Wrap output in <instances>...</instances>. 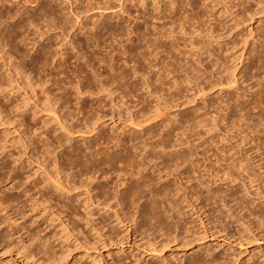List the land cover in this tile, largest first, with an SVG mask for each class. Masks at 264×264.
<instances>
[{"label":"bare ground","instance_id":"1","mask_svg":"<svg viewBox=\"0 0 264 264\" xmlns=\"http://www.w3.org/2000/svg\"><path fill=\"white\" fill-rule=\"evenodd\" d=\"M11 1L12 0H0V10H1V8H3L6 4H9V3H11ZM27 1H29V0H27ZM27 1H23V3H20V1L18 2L17 1V6H19L18 7V9H15V12H10V11H6V16L10 19V18H12L13 19V17L14 16H17V14H22V15H24V14H26L27 13V9L24 7L25 5V2H27ZM34 2H35V4H36V2L38 1V0H33ZM32 1V2H33ZM40 1V3L41 4H43V3H45L46 4V6H44L43 8H42V11L43 12H45L44 10H51V13H52V8H51V6H50V3L51 2H49V1H47V0H39ZM38 1V2H39ZM51 1V0H50ZM53 1H55V2H58L59 4H63V3H65V2H67L68 3V5H70V3H72L73 4V2L75 3V1H73V0H53ZM73 1V2H72ZM77 1V0H76ZM105 1V0H104ZM107 1H109V0H107ZM110 1H113L114 3L116 2L117 4L116 5H114L113 7L114 8H116L118 11H116V12H114V15H115V18L116 19H118V18H120L119 16H120V14H123L125 11H124V7H125V3L126 2H129V1H132V2H134V0H110ZM110 1H109V3H110ZM136 1V3L137 4H139L140 5V7H143V10H141V13H142V16H141V18L143 19V22H142V26L140 27V25L141 24H139V22L138 23H134L133 24V26L132 27H130V24L128 25V26H126V28H121L120 29V25H121V22H117L116 24L119 26V28L118 29H120V32H117V33H115V34H111V33H113V31L111 32V33H109V34H111V36L112 35H114L113 36V38L116 40V39H118V37L120 36V35H122V33L123 32H127V35H128V37H126L127 39H125V42L126 43H129V46L128 47H130V49H128L127 47H124V45L126 44V43H124V45H123V50L121 51V52H119L121 49H122V45H121V43H119L120 45H121V49L120 50H116V52L114 53L115 55H120V53H122L121 55L123 56V55H125L126 54V57H125V60H124V62H128V61H130V62H132L131 64H133V69H132V71H128L131 75H134V74H138V75H141L142 77V79H144V81H145V83L143 84L142 83V86L143 85H145L143 88L146 90L145 92H147V94L148 95H153V93H152V85H151V83L148 81V79L149 78H151V77H147L146 78V76L145 75H147V74H152V76L153 75H158L159 73H161V74H165V72L164 71H166V73L168 74V72H171L170 74H172V72L174 71V67L175 66H179V68H180V70L181 71H183V73H184V79H183V83L184 82H187V84L189 85V84H193V86H195V89H196V91H197V93H203L204 94V92H205V88H207V87H202L201 85H200V81L202 80V82H203V80H206L207 79V77L209 78V77H213V78H215V82L214 83H210V84H206L208 87H213L214 88V86H218L219 88H221L224 84H226L227 83V85H228V83H229V85L228 86H230L232 83L234 84V82L236 83V81H234L235 79H234V77H233V80H231V81H228V80H223L222 78L223 77H221L220 76V74H222L221 72H220V69L219 68H216L217 69V71H213L212 72V69L215 67V66H217V65H219V63H218V58L216 57V56H214L215 55V52H217L216 50H217V48H219L220 49V51H221V53L223 52V51H227L226 49H224L223 48V46H227L225 43H223V44H225V45H221V41H218V37L220 36V35H223V34H220L219 36H217L216 35V33H215V29H214V27H205L204 28V25L206 24L205 22V24H202V22H201V20L202 19H204L203 17L206 15V10H208V9H206V7L205 6H207V7H209L210 6V8H212L213 7V10H214V8H216L215 6H216V4H215V2H216V0H211V2H210V4L209 5H204V4H202V2L204 3L205 2V0H202V2H200V4H199V6H200V9H201V15L200 14H198V13H196V10L199 8V6L197 7V1H193V0H185L184 2H178V1H180V0H159V1H157V2H152L153 3V5L152 6H154V8L152 7V8H150V6H149V11H148V8L147 7H145V0H135ZM154 1V0H153ZM207 1V0H206ZM219 1V0H218ZM33 2V3H34ZM37 2V3H38ZM54 2V3H55ZM98 2V1H97ZM147 2V1H146ZM151 2V1H150ZM223 2H224V0H223ZM229 2V1H228ZM227 2V3H228ZM231 2V1H230ZM244 2V1H243ZM16 3V2H15ZM14 3V4H15ZM66 3V4H67ZM103 3V2H102ZM107 3V2H106ZM152 3H150V4H152ZM180 3V4H179ZM219 3V2H218ZM227 3H222L223 4V6H226V4ZM101 4V3H100ZM99 4V5H100ZM111 4V3H110ZM134 4V3H133ZM148 4V3H147ZM146 4V5H147ZM149 4V5H150ZM212 4V5H211ZM38 5V4H37ZM36 5V6H37ZM56 5V4H55ZM65 5V4H64ZM113 5V4H112ZM136 5V4H135ZM243 5H244V3H243ZM43 6V5H42ZM41 6V7H42ZM57 6H58V4H57ZM61 6V5H60ZM66 6V5H65ZM97 6V5H96ZM233 6V5H232ZM231 6V7H232ZM40 7V6H39ZM63 7V6H62ZM103 7V6H102ZM108 7H109V5H108ZM107 7V8H108ZM112 7V6H111ZM111 7H109L108 8V10H110V8ZM113 7L111 8L112 10H113ZM139 7V8H140ZM227 7V9H228V7H229V5L228 6H226ZM244 8H245V6H243ZM61 8V7H60ZM96 8H98V7H96ZM104 9L101 11V12H103L105 9H107L106 7H103ZM134 8H136V7H134ZM221 8H223V7H221ZM34 9V8H33ZM56 9V8H55ZM59 9V8H58ZM100 10H101V8H99ZM199 9V10H200ZM226 9V8H225ZM224 8H223V10H225ZM226 9V10H227ZM230 9V8H229ZM247 9V8H246ZM57 10V9H56ZM66 10V9H65ZM212 10V9H211ZM213 10H212V12H213ZM238 10H240L239 8H238ZM248 10V9H247ZM14 11V10H13ZM39 11V10H38ZM106 11V10H105ZM111 11V10H110ZM114 11V10H113ZM139 12H140V10H138ZM137 11V12H138ZM216 11V10H215ZM218 11V10H217ZM217 11L215 12V13H217ZM228 11H230V10H228ZM228 11H225V12H228ZM233 11V10H232ZM241 11V10H240ZM2 12H4V11H2ZM33 12V11H32ZM37 12V10L35 11V12H33V13H36ZM59 12H61V11H59ZM58 12V13H59ZM62 12H64V9H63V11ZM61 12V13H62ZM210 12V11H209ZM224 12V11H223ZM242 12V11H241ZM42 13V12H41ZM46 13V12H45ZM48 13V12H47ZM50 13V12H49ZM56 13H57V11H56ZM61 13H60V15H61ZM113 13V12H112ZM135 13V12H134ZM219 14H220V11L218 12ZM243 13V12H242ZM246 13V12H245ZM0 14H1V12H0ZM3 14V13H2ZM1 14V15H2ZM36 14H38V13H36ZM44 14V13H43ZM208 14V13H207ZM210 14V13H209ZM212 14H214V13H212ZM211 14V15H212ZM223 14H225V13H223ZM232 14V13H231ZM233 14H234V12H233ZM4 15H5V12H4ZM41 15V14H40ZM39 15V16H40ZM53 15V14H52ZM54 15H55V13H54ZM57 15V14H56ZM63 15H65L64 13H63ZM101 15H103V14H101ZM128 15H131V14H128ZM209 16V17H207L206 18V16H205V18H206V21H207V19L209 18V19H211V17L212 16H214V15H212V16ZM236 15H238V14H235V16ZM5 16V17H6ZM29 16V15H28ZM38 16V17H39ZM113 16V15H112ZM21 17V16H20ZM24 17V16H23ZM34 17V15L32 16V19H34L33 18ZM37 17V16H36ZM37 17V18H38ZM49 17H52L51 15H49ZM59 17V16H58ZM61 17H62V15L60 16V19H61ZM106 17V16H105ZM122 17V16H121ZM135 17V16H134ZM215 17V21H216V16H214ZM213 17V18H214ZM252 17V16H251ZM250 17V18H251ZM16 18H18V17H16ZM36 18V19H37ZM42 17H40V19H41ZM53 18H54V16H53ZM64 17H62V19H63ZM1 19H2V16L0 17V22H1ZM8 19V20H9ZM26 19L28 20V18H24V20L26 21ZM40 19H38V20H40ZM60 19H57V20H59V22H60ZM140 19V17H138V19L136 18L135 20H139ZM142 19H140V20H142ZM252 19V18H251ZM6 20H7V18H6ZM17 20V19H16ZM112 20V19H111ZM121 20V19H120ZM21 21H22V19H21ZM35 21H37V20H35ZM104 21H107V20H104ZM103 21V22H104ZM109 21V20H108ZM124 21V20H123ZM158 21V23L160 24V25H156L154 22H157ZM204 21H205V19H204ZM217 21H219V20H217ZM17 22H19L18 20H17ZM27 22H32V20H28ZM58 22V21H57ZM64 22V21H63ZM134 21H132L131 23H133ZM220 22V21H219ZM26 23V22H25ZM60 23H62V22H60ZM99 23V22H98ZM101 23V22H100ZM105 23V22H104ZM111 23V22H110ZM218 23V22H217ZM235 23V22H234ZM233 23V24H234ZM11 24V23H10ZM18 24H21L22 25V22L20 23H18ZM28 24V23H27ZM101 24H103V23H101ZM126 24H128V23H126L125 22V24H122V26L123 25H126ZM215 24V26H216V23H214ZM219 24V23H218ZM16 25V24H15ZM99 25V24H98ZM104 25V24H103ZM102 25V26H103ZM235 25V24H234ZM13 26H14V24L12 25V27L11 28H13ZM101 26V25H100ZM101 26V27H102ZM106 26V25H105ZM111 26V25H110ZM116 26V25H115ZM208 26V25H207ZM14 27H16V26H14ZM17 27H19V26H17ZM96 27V26H95ZM217 27H218V25H217ZM233 27H235V26H233ZM98 28H100V27H98ZM104 28H106V27H104ZM113 28V27H112ZM107 29H108V27H107ZM114 29V28H113ZM217 29V28H216ZM11 30H13V29H11ZM14 30H15V28H14ZM13 30V31H14ZM104 30V29H103ZM114 30H116V29H114ZM99 31V30H98ZM101 31H102V28H101ZM117 31H119V30H117ZM219 31H221L220 29H219ZM228 31V30H227ZM11 31L9 30V33H10ZM89 32H91V31H89ZM103 32V31H102ZM98 33V32H97ZM91 34L90 36H95L96 37V35H99V34ZM106 33H107V31H106ZM11 34H14L15 35V33L13 32V33H11ZM105 34V33H104ZM103 34V35H104ZM217 34H218V32H217ZM9 35V34H8ZM18 35V34H17ZM87 35H88V32H87ZM101 35V34H100ZM102 35V36H103ZM12 36V35H11ZM9 37V36H8ZM18 37H19V35H18ZM17 37V38H18ZM122 37V36H121ZM120 37V38H121ZM10 38V37H9ZM12 38H13V36H12ZM98 38V37H97ZM220 38V37H219ZM86 39V38H85ZM89 39H91L90 37H89ZM222 39V38H221ZM220 39V40H221ZM1 40V39H0ZM14 39H12V41H13ZM16 40V39H15ZM22 40V39H21ZM92 40V39H91ZM110 40V39H109ZM115 40H113V41H115ZM120 40V39H119ZM18 41V40H17ZM86 41V40H85ZM96 41V40H95ZM94 41V42H95ZM111 41V40H110ZM117 41V40H116ZM123 41H124V39H123ZM136 41H137V43H136ZM88 42V41H87ZM221 42V43H220ZM4 43V42H3ZM20 43V42H19ZM89 43H90V41H89ZM89 43H86L87 44V46L89 45ZM93 43V42H92ZM97 43V42H96ZM101 43V42H100ZM107 43V42H106ZM215 43V47L212 49V50H210L211 48H210V46L212 45V44H214ZM95 44V43H94ZM112 44H114V43H112ZM18 45V44H17ZM91 45V44H90ZM104 45H106V44H104ZM109 45H111V44H109ZM117 45V44H116ZM120 45H119V47H120ZM15 46V45H14ZM18 46H20V47H22L21 45H18ZM41 46V45H40ZM46 46V45H45ZM43 47L42 49H40L39 50V52H38V54H40V55H38V56H40V58H37L36 60H40V62H42V64H44V63H46L47 61L49 62V59L50 58H48V53H50L49 52V49H50V47L49 48H47V50H46V47ZM115 46V45H114ZM125 46H127V44L125 45ZM260 46V45H259ZM5 47H6V44H5ZM38 47V46H37ZM42 47V46H41ZM107 47H108V45H107ZM110 47H112V46H110ZM117 47V46H116ZM17 47L15 46V48H13V50H15ZM93 48V47H92ZM96 48V47H95ZM127 48V49H126ZM22 49V48H21ZM39 49V48H38ZM37 49V50H38ZM75 49V48H74ZM109 49H111V48H109ZM262 49H264V47L262 46ZM262 49H260V51L262 50ZM66 50V49H65ZM76 50V49H75ZM114 50H115V48H114ZM251 50V49H250ZM259 50V49H258ZM16 51V50H15ZM58 51V50H57ZM60 51V53L57 55L58 56V58H60V59H62V58H64L63 57V55H64V52H61V50H59ZM58 51V52H59ZM134 51V52H133ZM253 51H255V50H253ZM264 51V50H263ZM263 51H262V53H263ZM20 52V51H19ZM109 52L110 51H108V55H109ZM113 50L111 51V55L113 54ZM219 52V51H218ZM228 52V51H227ZM226 52V53H227ZM11 52L10 51H8V50H5L2 46H1V41H0V68L3 70V72H4V74H6V77H4V78H2V77H0L1 79L0 80H2V79H5V81H4V85H5V87L3 88L1 85L2 84H0V94H2V96H3V98H2V100L4 99V98H6V99H9L8 97H10V96H16V102H15V104H14V106L13 105H11V106H13V108H14V110L12 109V113L13 114H15V116L14 117H11V116H9L10 114H12V113H10V112H8V113H10V114H6L5 113V111L4 110H2V105L0 106V126H4V125H6V124H9V125H11L12 124V126H13V124H15L14 126H16V127H18V130H17V128H16V130H17V132L16 133H18V131H19V128H21L24 124H25V115H27L28 114V116H29V120L30 121H35V119H36V117L37 116H39L40 114L41 115H45L46 114V118H48V122H47V124H51L52 126H50V127H48L47 126V124L45 123V121L43 120V118H42V121H44V123L45 124H42L40 127H37V128H35V132L36 131H38L39 129L40 130H42L41 132L39 131V133H38V136H43V134H47L49 131H51L52 132V134L54 133V137H55V140H57V142H55L56 144H57V146H54V144L53 143H51V141L49 142V140H47V139H45L44 141H43V143H42V149H43V151L41 152V155L40 156H35L36 157V162H40V165H42L43 166V168H44V173H45V178L43 179V181H42V184H43V186H41V187H11L10 188V190L9 191H15L16 192V196H13L14 194H10V193H8V195H5V192L4 193H2L1 195H0V226H2L1 224H5V223H7V226H6V228L3 230V232L4 233H0V246H2V247H4V248H6V249H9V250H11L12 248L13 249H15L16 251H17V253H22V254H24V255H22V256H24L25 258H27V259H35V261H41V263L42 264H56L59 260H61L63 257L61 256H59V257H57V255H56V253H54V250H53V248L55 247V245H53L55 242L56 243H59V242H61L60 240H61V235H62V233H63V230L61 229L60 231H58V232H54V233H52V232H50L49 230H47V228H45L47 231H49L50 233H45V234H43L42 235V233L44 232V231H46L45 229H43L42 227H41V224H40V222L41 221H43V220H45L46 222L47 221H49L50 223H54L55 221H58L59 222V224L60 225H63L65 228H70L71 229V232L73 231V232H75V233H77V234H82L83 235V233H84V231H85V234L87 233V235H88V233H90V234H92V236H94V238H95V244H100L101 246L102 245H104V243L105 242H108V243H115L117 240H121L120 242H125L126 240H128V239H126L127 237H125V238H122V237H124V236H126V234H127V236H128V231L130 230V232H133V233H136V232H138L140 235H143L144 237H145V239L144 240H146L145 241V246H147V247H149L150 249H151V251H150V253L152 254V252H154V253H160V252H163V250L172 242V243H174L173 241H176V240H181L180 242H181V244L184 246V247H187V246H189L191 243H193L196 239H192V240H190V238H192V236L193 237H196L197 238V236H196V234L195 233H192V230H190L189 228H187V227H184V224L182 225V223H180L179 222V217H181V216H179V215H181L182 213L180 212V211H182L181 209H180V203H185V207H187V208H190L191 209V211L194 213H192L193 215H195V216H197L196 218L199 220V222H200V226L202 227V228H204V232H206V231H208V229H206L207 228V226L209 227L211 224H212V227H210V232H211V235H214V234H218V233H226V230H227V226H228V224H230V223H236L238 226H241L242 228L239 230V233H241L240 234V239L242 240V239H251V235L253 234L252 233V230H251V226L254 224V228L258 231L259 229H262V230H259V231H262V232H264V219H263V215L261 214V211L259 212V211H257V212H255L254 210H253V207H252V209L250 208L251 207V203L248 205V203H246V201H243V198H245L244 197V195L243 194H241V193H243L242 192V190L241 191H239V190H234V188H233V190L234 191H232L231 190V192L230 193H228L227 191H225L224 190V192H222V191H216V192H213L212 190H210L208 187H204V189H202L201 188V185L199 186L200 187V189H198L197 187H196V185L198 184V183H195V184H192V182H193V180H196V181H198L199 179H200V177H201V180L203 179V177L202 176H200L199 177V179H198V174L200 173V171H199V173L197 174V179L196 178H194V176L192 177V174L194 173V170H196L195 168H197V167H195V163L197 162H199V160H193V162H192V158H196V157H193V153L191 152L190 154H188V155H186V151L188 150H186V151H184V152H186L185 153V155L182 153V154H179V155H177L176 154V152L175 153H173L172 151V153H167L166 151H167V149L169 148V147H177L178 145H176V146H173V145H169V139H168V135L166 136H161V137H159V140L157 141V142H152V143H150V142H146L145 141V139H144V135H143V137H141L142 139L141 140H143L141 143L140 142H137L136 140V142L135 141H132L131 139L129 140V139H127V140H123L122 138H117L116 136H115V138H110V136L108 137V138H98L99 139V142H96V143H94L93 145L92 144H90V137H87V138H85V137H81L82 139H79L80 140V144H79V146H77L78 145V143L76 144V142H74V135L76 134H78V135H88V134H92L93 132H95V130H96V128L97 129H99L98 127L100 126V123L104 120V118H105V116H101L102 114H100L99 115V111L95 114L94 113V115L95 116H93L94 118L92 119V120H89L88 119V121L86 122V120L83 122V123H78L79 121V118H78V115H72V114H69V115H67V116H65L63 113L65 112H63V109L65 108V107H63L64 105L62 104L63 102H66V101H68V100H70L71 99V97H73V95L75 96V99H76V104L78 105V106H80V108H79V111L80 110H86V106H82V102L84 101V99L82 98V96H84L85 95V93L86 94H89V96H92L93 94H92V89H95L94 91H96L97 90V95H100L99 93L100 92H106V93H108V94H106V95H109L110 96V94L112 93L111 92V90L109 89V86H110V84H109V82H105V81H100L101 79H99V78H95L94 80H96V82L98 81V83H96V86L94 85V86H92L93 85V83H92V81L91 82H89L90 80H92L91 78H86V80H87V84H86V87H83V86H81L80 84H79V76L78 77H76L75 76V72L76 71H74V73L72 72V74H73V77L75 76L77 79H78V82L76 83V86H74V89H73V87H72V89H73V93H70V92H68L67 93V90H66V92H62V90H61V94L59 95L60 97H57L55 94H52V92L49 90V89H47L48 87L47 86H45L44 87V85L45 84H43L42 83V81H40V82H35V81H33V83H32V79H31V77H30V74L28 73V71H27V73L25 74V72L26 71H23V68L20 66V64H19V62H21V60H19V62L17 63V62H15L14 60V58H12L13 56H12V54H10ZM12 53H14V52H12ZM15 53H17V52H15ZM24 53V52H23ZM137 54V56H139V58L138 59H140L141 58V62L143 61H145L148 65H150V63L153 61L154 62V60L155 61H157V63L156 64H160V65H162L164 68H162V66H160L159 65V69L155 72V71H152L151 70V68L150 67H148V68H150L148 71H147V69L146 68H143L144 67V65L142 66V64L138 61V64H137V59H136V56L134 55V54ZM250 53H252V52H250L249 51V54ZM257 53V52H256ZM261 53V54H262ZM18 54V53H17ZM75 54V53H74ZM92 54H94V52L92 53ZM96 54V53H95ZM94 54V55H95ZM218 54V53H217ZM224 54V53H223ZM222 54V55H223ZM258 54H260L259 52L257 53V55ZM15 55V54H14ZM24 55V54H23ZM49 55H51V54H49ZM55 55V54H54ZM81 55V54H80ZM106 55V54H105ZM104 55V56H105ZM256 55V54H255ZM263 55H264V53H263ZM18 56H19V54H18ZM20 56H22V53H21V55ZM25 56V55H24ZM31 56V55H30ZM33 56V55H32ZM53 56V55H52ZM73 56H75V55H73ZM84 56V55H83ZM93 56V55H92ZM107 56V55H106ZM113 56V55H112ZM202 56H205V57H202ZM242 56V55H241ZM258 56H261V55H258ZM27 57V56H26ZM53 57H55V56H53ZM67 57V56H66ZM69 57V56H68ZM78 57H79V55H78ZM85 57V56H84ZM87 58H88V56H86ZM98 57V56H97ZM111 57V56H110ZM117 57V56H116ZM119 57V56H118ZM124 57V56H123ZM122 57V58H123ZM211 57H213V60L212 61H209V59L211 58ZM251 57L253 58V56L251 55ZM18 58H20V57H18ZM21 58H23V56L21 57ZM20 58V59H21ZM31 58V57H30ZM35 58V57H34ZM91 58V57H90ZM90 58H88V59H90ZM96 57H94V59H95ZM115 57H113V58H111V59H113V62L115 61V59H114ZM120 58V57H119ZM122 58L120 59V60H122ZM203 58V59H202ZM262 58H264L263 56L262 57H257V61H259V62H263L262 61ZM16 59H17V57H16ZM24 59H25V57H24ZM57 59V58H56ZM65 59V58H64ZM81 59V58H80ZM98 59V58H97ZM104 59V58H103ZM102 59V60H103ZM181 59V60H180ZM224 59V58H223ZM23 60V59H22ZM32 60L34 61V59L33 58H31V61H28V62H31L32 63ZM51 60H52V58H51ZM50 60V61H51ZM54 60V59H53ZM58 60V59H57ZM68 60L69 59H67L66 61H67V64H69L68 63ZM71 60V59H70ZM79 60V59H78ZM82 60V59H81ZM85 60V59H84ZM99 60V59H98ZM128 60V61H127ZM166 60H168V62H166ZM187 60V61H186ZM189 60H193V62H195V64L197 65V66H203L204 67V69L203 70H201V69H199L196 65H194V64H191V63H189L188 61ZM195 60V61H194ZM222 60V59H221ZM256 60V59H255ZM18 61V60H17ZM26 62H25V64H27V60H25ZM59 61H61V60H59ZM91 61V60H90ZM96 61V60H95ZM109 62H110V59L108 60ZM118 62H119V60H117ZM253 61V60H252ZM64 62V61H63ZM63 62H61V63H63ZM79 62V61H78ZM85 62H87V61H85ZM102 62V61H101ZM136 62V63H135ZM192 62V63H193ZM249 62H250V60H249ZM253 62H255V61H253ZM259 62H257V63H259ZM57 63V62H56ZM55 63V64H56ZM92 63V62H91ZM98 63V62H97ZM112 63V62H111ZM111 63H110V66H111ZM163 63H165V66L163 65ZM23 64H24V61H23ZM34 64V63H33ZM65 64V63H64ZM87 64V63H86ZM103 64H104V62H103ZM117 64V63H116ZM136 64V65H135ZM224 64V63H223ZM223 64H221L220 66L221 67H223L224 65ZM253 64V63H252ZM51 65V64H50ZM74 65H75V63H74ZM85 65V64H84ZM105 65V64H104ZM107 65V64H106ZM114 65V64H113ZM146 65V64H145ZM151 65H152V63H151ZM223 65V66H222ZM249 65V64H248ZM260 65V64H259ZM30 66V65H29ZM43 66V65H42ZM47 66H49V64L47 65ZM59 66V69H60V65H58ZM67 66V65H66ZM66 66H64V67H66ZM89 66H90V62H89ZM92 66V65H91ZM99 66H100V64H99ZM108 66V65H107ZM106 67V68H111V67ZM142 66V67H141ZM154 68H156L157 67V65H152ZM220 66H217V67H220ZM256 66V65H255ZM44 67V66H43ZM62 67V66H61ZM74 67V66H73ZM77 67V66H76ZM75 67V68H76ZM105 67V66H104ZM147 67V66H146ZM202 67V68H203ZM220 67V68H221ZM45 68V67H44ZM47 68V67H46ZM56 68H58V67H56ZM55 68V69H56ZM80 68V67H79ZM225 68V67H224ZM224 68H223V70H224ZM252 68H254V65H253V67ZM257 68H258V66H257ZM264 68V67H263ZM262 68V69H263ZM40 70H41V68H39ZM38 69V70H39ZM65 69V68H64ZM74 69V68H73ZM99 69H101V68H99ZM104 69V68H103ZM131 69V68H130ZM162 69H164V73H162ZM215 69V70H216ZM260 69H261V67H260ZM47 70V69H46ZM45 70V73L46 72H48V71H46ZM49 70H50V68H49ZM53 70V69H52ZM74 70H76V69H74ZM91 70V69H90ZM107 70V69H106ZM106 70H104V71H106ZM108 70H110V69H108ZM111 70H114V68L113 69H111ZM128 70V69H127ZM154 70V69H153ZM253 70V69H252ZM255 70H257L256 68H255ZM254 70V71H255ZM1 71V70H0ZM32 71V70H31ZM30 71V72H31ZM57 72H58V70H56ZM55 71V72H56ZM62 71V69L59 71V72H61ZM66 71V70H65ZM64 71V72H65ZM82 71V70H81ZM117 71V70H116ZM179 71V70H178ZM257 71H259V70H257ZM257 71H256V73H257ZM36 72V71H35ZM41 72H43V71H40V74H41ZM92 72V71H91ZM109 72V71H108ZM125 72V71H124ZM122 72V73H118V72H115V73H117V74H124L125 76L127 75V73L125 72ZM139 72H140V74H139ZM175 72V71H174ZM223 72V71H222ZM261 72H264V71H261ZM44 73V72H43ZM50 73V72H49ZM66 74L67 73H69L68 71L67 72H65ZM80 73V72H79ZM78 72L76 73V74H79ZM92 73H95V72H92ZM91 73V74H92ZM99 73V72H98ZM103 73H105V72H103ZM106 73H107V71H106ZM110 73V72H109ZM128 73V74H129ZM175 73H177V72H175ZM224 73V72H223ZM255 73V72H254ZM51 74V73H50ZM57 73H55L54 75H56ZM60 74V73H59ZM59 74H58V77H59ZM61 74H64V73H61ZM82 75H83V71H82V73H81ZM117 74H116V76H117ZM130 74H129V76H130ZM166 74V75H167ZM170 74H168V75H170ZM177 74H179V73H177ZM209 74V75H208ZM258 74V73H257ZM259 74H260V72H259ZM262 75H263V73H261ZM260 74V75H261ZM33 75H35L34 73H33ZM36 75H37V73H36ZM52 75V74H51ZM65 75V74H64ZM63 75V76H64ZM71 75V74H70ZM81 75V76H82ZM94 75V74H93ZM97 75V74H96ZM99 75V74H98ZM107 75V74H106ZM110 74H108V76H109ZM115 75V74H114ZM123 75V76H124ZM167 75V76H168ZM180 75V74H179ZM223 75V74H222ZM256 74H254L253 76H255ZM261 75V76H262ZM57 76V75H56ZM55 76V77H56ZM62 76V75H61ZM66 76V75H65ZM95 76V75H94ZM93 76V77H94ZM102 76V75H101ZM121 76V75H120ZM122 76V77H123ZM167 76H165V77H167ZM173 76H174V74H173ZM173 76L172 77H170V78H173ZM204 76H207V77H204ZM223 76H226V75H223ZM252 76V77H253ZM33 77H35V76H33ZM32 77V78H33ZM40 77H42V76H40ZM70 77V76H69ZM71 77H72V75H71ZM72 77V78H73ZM103 77V76H102ZM105 77V76H104ZM140 77V76H139ZM154 77V76H153ZM160 77H162V76H160ZM229 77V76H228ZM228 77H225V78H227L228 79ZM251 77V78H252ZM256 77V76H255ZM36 78V77H35ZM45 78V77H44ZM43 78V79H44ZM51 78H53V76H51ZM62 78V77H61ZM64 78H66V77H64ZM85 78V77H84ZM101 78V77H100ZM116 78V77H115ZM118 78V77H117ZM124 78V80H125V77H123ZM122 78V79H123ZM136 78V77H135ZM141 78H139V80L141 79ZM145 78H146V80H145ZM180 78V77H179ZM224 78V79H225ZM230 78V77H229ZM259 78V77H258ZM47 79V78H46ZM59 79H60V77H59ZM70 79V78H69ZM104 79H106V78H104ZM114 80V77L112 78L111 76L108 78V81L109 80ZM130 79H131V77H130ZM133 79V78H132ZM155 79H158V77L156 76V78ZM162 79H164V77L162 78ZM167 79V78H166ZM180 79H182V76H181V78ZM232 79V78H231ZM260 79V78H259ZM258 79V80H259ZM34 80H37V79H34ZM38 80H40L39 79V76H38ZM37 80V81H38ZM54 80V79H53ZM62 80V79H61ZM67 80V79H66ZM72 80V79H71ZM93 80V81H94ZM111 80V81H112ZM123 80V81H124ZM137 80V79H136ZM159 80H160V78H159ZM159 80H158V82H159ZM171 80V79H170ZM173 80H176L175 78L173 79ZM179 80V79H178ZM177 80V81H178ZM214 80V79H213ZM230 80V79H229ZM257 80V81H258ZM261 80H264V79H262L261 78ZM260 80V82H262ZM69 81V80H68ZM83 81V80H82ZM110 81V82H111ZM115 81V80H114ZM121 81V80H120ZM126 81V80H125ZM127 81H128V79H127ZM126 81V82H127ZM152 81H153V79H152ZM162 81H164V80H162ZM172 81V80H171ZM170 81V82H171ZM207 81V80H206ZM234 81V82H233ZM256 81V82H257ZM35 82V83H34ZM46 82H47V80H46ZM57 82V81H56ZM59 82H60V80H59ZM67 82V81H66ZM70 82V81H69ZM76 82V81H75ZM75 82H74V84H75ZM113 82V81H112ZM138 82H140V81H138ZM157 82V81H156ZM158 82H157V84H158ZM167 82V81H166ZM165 82V83H166ZM170 82H168L169 84H170ZM173 82V81H172ZM180 82H181V80H180ZM231 82V83H230ZM259 82V81H258ZM0 83H2V82H0ZM58 83V82H57ZM64 83V82H63ZM73 83V82H72ZM125 82H123V84H124ZM153 83H154V81H153ZM177 83V82H176ZM47 84H50V83H47ZM62 84V83H61ZM60 84V85H61ZM74 84H72V85H74ZM84 84V85H85ZM95 84V83H94ZM116 84H117V82H116ZM121 84V83H120ZM139 84V83H138ZM155 84V83H154ZM160 84H162V82L161 83H159V85ZM167 84V83H166ZM165 84V85H166ZM180 83H178V85H179ZM186 84V83H185ZM203 84V83H202ZM259 84V83H258ZM258 84H257V86H258ZM53 85H54V83H53ZM55 85H56V83H55ZM64 85V84H63ZM112 85H113V83H112ZM114 85H115V83H114ZM113 85V86H114ZM131 85V84H130ZM133 85V84H132ZM164 85V84H163ZM174 85H175V81H174ZM181 85V84H180ZM183 85V84H182ZM261 85H264V83L262 84L261 83ZM59 86V85H58ZM57 86V87H58ZM121 86V85H120ZM123 86V85H122ZM127 86V85H126ZM126 86H124V87H126ZM133 86H138V85H133ZM140 86H141V84H140ZM158 86V85H157ZM157 86H155V89L154 90H156V87ZM177 86V85H176ZM187 86V85H186ZM193 86H191V87H193ZM225 86V85H224ZM47 87V88H46ZM51 87V86H50ZM49 87V88H50ZM56 87V88H57ZM60 88L62 87V86H59ZM70 87V86H69ZM111 87V86H110ZM118 87H119V85H118ZM131 87V86H130ZM129 87V88H130ZM139 87V86H138ZM161 87H163V86H161ZM166 87H167V85H166ZM170 87H172V86H170ZM184 87V86H183ZM182 87V88H183ZM190 87V86H189ZM188 87V88H189ZM227 86H225V88H226ZM261 87V86H260ZM259 87V88H260ZM60 88H58V89H60ZM63 88V87H62ZM61 88V89H62ZM65 88V87H64ZM117 88V87H116ZM120 88V87H119ZM119 88H117V89H119ZM142 88V89H143ZM212 88V89H213ZM225 88H223V89H225ZM67 89V88H66ZM116 89V90H117ZM122 90H124L125 91V89H123V88H121ZM127 89V88H126ZM131 89V88H130ZM137 89V88H136ZM159 89V88H158ZM157 89V92H159L160 90H158ZM161 89V88H160ZM164 89H165V86H164ZM166 89H168V87L166 88ZM175 89H176V87H175ZM175 89H173V90H175ZM178 89V88H177ZM181 89V88H180ZM192 89V88H191ZM208 89V88H207ZM241 89V88H240ZM249 89V88H248ZM251 89V88H250ZM54 90V89H53ZM52 90V91H53ZM71 90V89H70ZM114 90V89H113ZM137 90H139V89H137ZM170 90V89H169ZM182 90V89H181ZM184 90V89H183ZM227 90H229V89H227ZM237 90H238V88H237ZM256 90V89H255ZM57 91V90H56ZM121 91V90H120ZM127 91V90H126ZM125 91V92H126ZM144 91V90H143ZM162 91H163V89H161V93H162ZM194 91V93H195V90H193ZM207 91V90H206ZM221 91V90H220ZM219 91V92H220ZM225 92H226V90H224ZM242 91V90H241ZM250 91H252V89L250 90ZM58 92V91H57ZM114 93L115 92H117V91H113ZM119 92V91H118ZM138 91H136V93H137ZM139 92H140V90H139ZM142 92V91H141ZM140 92V93H141ZM156 91H155V93H157ZM164 92H165V90H164ZM171 92V91H170ZM179 92H181V91H179ZM187 92V91H186ZM191 93V90L190 91H188V93ZM209 92V90L207 91V93ZM236 92V91H235ZM234 92V93H235ZM238 92V91H237ZM236 92V93H237ZM257 92V93H256ZM256 94L257 95H260L261 97V99L260 98H258L259 96H256L258 99H256V100H258V101H256L255 102V100H254V98L252 97L251 99H253L254 101H252V103H254L255 102V104H264V96H262L263 94V92H264V89L262 90L261 88L260 89H258V91L256 90ZM95 93V92H94ZM129 93V92H128ZM128 93H126V95L128 94ZM143 93V92H142ZM142 93H141V95H142ZM166 93H167V91H166ZM182 93V92H181ZM181 93H180V95H181ZM206 92H205V94H207ZM222 93V92H221ZM230 93H231V91H230ZM239 93V92H238ZM251 93H253V92H251ZM250 93V94H251ZM84 94V95H83ZM116 94V93H115ZM114 94V95H115ZM119 94V93H118ZM117 94V95H118ZM121 94V93H120ZM125 94V93H124ZM160 94V93H159ZM158 94V95H159ZM165 93H163V95H164ZM171 94H174V92L172 93L171 92ZM241 94H242V92H241ZM256 94H253L254 96L256 95ZM96 95V96H97ZM102 96H104L103 95V93L101 94ZM143 95H145V94H143ZM142 95V96H143ZM182 95H183V93H182ZM190 95V94H189ZM195 95H198V96H200L201 97V94L199 95V94H196L195 93ZM194 95V96H195ZM236 95V94H235ZM238 95H240V93L238 94ZM237 95V96H238ZM252 95V96H253ZM87 96V95H86ZM101 96V97H102ZM128 96V95H127ZM133 96H134V94H133ZM138 96H139V94H138ZM141 96V97H142ZM154 96V95H153ZM155 96H157V95H155ZM162 96V95H161ZM166 96V95H165ZM188 96V95H187ZM194 96H192V97H194ZM209 96V95H208ZM226 96V95H225ZM107 97V96H106ZM119 97V96H118ZM122 97V96H121ZM126 97V96H125ZM129 97V96H128ZM135 97V96H134ZM168 97V96H167ZM166 97V98H167ZM173 97V96H172ZM171 97V98H172ZM179 97H182V96H179ZM186 97V96H185ZM197 97V96H196ZM199 97V98H200ZM224 97V96H223ZM232 97V96H231ZM233 97H236V96H234L233 95ZM243 97H246V96H242V98ZM15 98V97H14ZM93 98H95V97H93ZM103 98V97H102ZM111 98V97H110ZM110 98L108 97V98H106L105 99V97H104V99L105 100H107V99H109L110 100ZM122 98H124V96L122 97ZM131 98V97H130ZM136 98V97H135ZM144 98H145V96H144ZM149 98H150V96H149ZM169 98V97H168ZM178 98V97H177ZM202 98H203V96L201 97V99L200 100H202ZM205 98V97H204ZM204 98H203V100H204ZM214 98V97H213ZM225 98H227V97H225ZM237 98H239V97H237ZM248 98V97H247ZM10 99H12L13 100V98L11 97ZM9 99V100H10ZM96 99H99V97L98 98H96ZM101 99V98H100ZM99 99V100H100ZM103 99V100H104ZM113 99V98H112ZM120 99V98H119ZM142 99H143V97H142ZM157 99H161V98H159L158 96H157ZM180 99V98H179ZM184 99H186V98H184ZM193 99V98H192ZM191 98H190V100H192ZM211 99V98H210ZM217 99V98H216ZM215 99V100H216ZM234 99H236V98H234ZM244 99H246V98H243V100ZM249 99V98H248ZM247 99V100H248ZM251 99H250V101L248 100V101H245V102H251ZM122 100H124V99H122ZM122 100H121V102H122ZM140 100V99H139ZM144 100H146V99H144ZM152 101H153V97H152V99H151ZM155 100V99H154ZM166 100V99H165ZM168 100V99H167ZM171 100V99H170ZM182 100V99H181ZM189 99H188V101H190ZM209 100V99H208ZM212 100V99H211ZM211 100H209V102L211 101ZM214 100V99H213ZM220 100V99H219ZM226 100V99H225ZM224 100V101H225ZM233 100V99H232ZM229 101L228 100V102H233V101ZM238 100V99H237ZM241 100V99H240ZM242 100V101H243ZM11 101V100H10ZM96 101V100H95ZM150 101V100H149ZM158 101V100H157ZM173 99H172V101H171V103H173ZM179 100L177 99V102H178ZM184 101V100H183ZM182 101V102H183ZM9 102V101H8ZM7 102V103H8ZM13 102V103H14ZM88 103H90L89 101H87ZM97 102V101H96ZM99 102V101H98ZM102 102V101H101ZM105 101H103V103H104ZM111 102V101H110ZM120 102V101H119ZM136 102V101H135ZM138 102V101H137ZM141 102V101H140ZM162 102V101H161ZM163 102H165V101H163ZM167 103H168V101H166ZM176 102V103H177ZM185 102V101H184ZM203 102V101H202ZM212 102V101H211ZM218 102V101H217ZM227 102V101H226ZM227 102V103H228ZM69 103V102H68ZM68 103H64L65 105L67 104L68 105ZM92 103V102H91ZM102 103V104H103ZM123 103H124V101H123ZM122 103V104H123ZM126 103V102H125ZM152 103V102H151ZM153 103H154V101H153ZM170 103V101H169V104H171ZM175 103V102H174ZM179 103V102H178ZM185 103H187V99H186V102ZM184 103V104H185ZM190 103H192V102H190ZM193 103H195V102H193ZM234 103H237V102H234ZM239 103V102H238ZM86 104V103H85ZM109 104L110 103H108V106H109ZM121 104V103H120ZM122 104H121V107H122ZM139 104V103H138ZM138 104H137V107H138ZM143 104H144V102H143ZM149 104V103H148ZM156 104H158V103H156ZM169 104H167V105H169ZM180 104V103H179ZM178 104V105H179ZM187 104H189V103H187ZM205 104V103H204ZM218 104L219 105H221L220 104V102H218ZM229 104V103H228ZM227 104V105H228ZM243 104H244V102H240V104H237V105H240V106H243ZM254 104V105H255ZM66 105V106H67ZM89 105V104H88ZM92 105V104H91ZM104 105H106V104H103V105H101L102 107L104 106ZM115 105V104H114ZM174 105V104H173ZM201 105V104H200ZM213 105V104H212ZM217 105V104H216ZM218 105V106H219ZM234 105V104H233ZM247 105V104H246ZM97 106H98V104H97ZM97 106H94V107H97ZM111 106V105H110ZM117 106V108H118V105H116ZM116 106H115V109H116ZM123 106H125V105H123ZM146 106H148V105H146ZM153 107H156V106H158V105H155L154 106V104L152 105ZM165 106V105H164ZM180 106H183V104L181 105L180 104ZM210 106V105H209ZM232 106V105H231ZM245 106V105H244ZM251 106H253V105H251ZM251 106H249V107H251ZM256 106V105H255ZM254 106V108L255 109H257V108H259L258 106H257V108ZM263 105H261V107H262ZM68 108H69V106H67ZM92 107H93V105H92ZM113 107V106H112ZM126 107H127V105H126ZM150 107V106H149ZM153 107H151L152 109H153ZM163 107V106H162ZM174 107H177L176 105H174ZM196 107V106H195ZM195 107L193 108V109H195ZM198 107V106H197ZM215 107V106H214ZM214 107L212 106V108L211 109H214ZM221 107V106H220ZM222 107H224V104H223V106ZM12 108V107H11ZM67 108V109H68ZM87 108H89V107H87ZM99 108H100V106H99ZM104 108H105V106H104ZM104 108H102V109H104ZM106 108H107V105H106ZM105 108V109H106ZM119 108H120V106H119ZM146 108V107H145ZM144 108V109H145ZM151 108L149 109L150 111H151ZM158 108V107H157ZM166 108V107H165ZM201 108L203 109V107L201 106ZM205 108V107H204ZM225 108V107H224ZM231 108V107H230ZM233 109H234V107H232ZM241 108V107H240ZM243 108V107H242ZM246 108V107H245ZM253 108V107H252ZM264 108V107H263ZM262 108V109H263ZM90 109V108H89ZM94 109V108H93ZM92 109V110H93ZM95 109H97V108H95ZM101 109V108H100ZM99 109V110H100ZM101 109V110H102ZM112 108H110L109 109V112H110V110H111ZM114 109V108H113ZM114 109V110H115ZM123 109H125V108H123ZM133 109H134V107H133ZM139 109H140V107H139ZM142 109V108H141ZM160 109V108H159ZM164 109V108H163ZM178 109V108H177ZM185 109H187V108H185ZM192 109V108H191ZM197 109V108H196ZM207 109H209V107L207 108ZM217 109V108H216ZM216 109H214V110H216ZM223 109V108H222ZM222 109H221V111H222ZM247 109V108H246ZM246 109H244V111L246 110ZM9 110V109H8ZM66 110V109H65ZM69 110V109H68ZM71 110V109H70ZM91 110V111H92ZM107 110V109H106ZM118 110V109H117ZM128 110H130V108L128 109ZM136 110V109H135ZM146 110V109H145ZM154 110V109H153ZM199 110H200V106H199ZM226 110V109H225ZM248 110V109H247ZM246 110V111H247ZM250 110V109H249ZM252 110H254V109H252ZM258 110V109H257ZM74 111H75V108H74ZM79 111H78V113L77 114H81V113H79ZM89 111V110H88ZM108 111V110H107ZM112 111V110H111ZM116 111V110H115ZM121 111V110H120ZM127 111V110H126ZM137 111V110H136ZM136 111L134 112L136 115H137V113H136ZM147 111V110H146ZM155 111H156V108H155ZM198 111V110H197ZM201 111V110H200ZM199 111V112H200ZM204 111H205V109H204ZM207 111V110H206ZM217 111V110H216ZM240 111H241V109H240ZM260 111V110H259ZM263 111V110H262ZM261 111V112H262ZM72 112V111H71ZM90 112V111H89ZM95 112V111H94ZM125 112V111H124ZM123 112V113H124ZM128 112V111H127ZM137 112H139V110L137 111ZM142 112V111H141ZM140 112V113H141ZM144 112V111H143ZM142 112V113H143ZM152 112V111H151ZM181 112V111H180ZM183 112H184V109H183ZM189 112V111H188ZM203 112V111H202ZM208 112V111H207ZM206 112V113H207ZM226 112V111H225ZM231 112V114L230 115H228V117L230 118L229 119V121H228V123H227V125H229L228 126V130L227 131H230V132H233L232 130H240L239 128L241 127V126H244V125H246V127L245 128H247V123H245V122H248V121H250V120H246L247 119V116H245V114H242V113H240V114H242V116L244 115L245 117H243V118H237L236 116H234V112H233V110H231L230 111ZM237 112V111H236ZM261 112L259 113V115L261 114ZM75 113V112H74ZM82 113H83V111H82ZM85 113V115H86V113L87 112H84ZM83 113V114H84ZM92 112H90V114H91ZM114 113V112H113ZM113 113H112V115H113ZM130 113V112H129ZM133 113V112H132ZM131 113V114H132ZM145 113V112H144ZM146 113H149V112H146ZM153 113H155V112H153ZM152 113V114H153ZM158 113H159V111H158ZM158 113H155V115H152V116H156V117H154L153 119L152 118H148V120H147V118L146 119H144L146 122H144V121H142V123H147V122H149V121H151V120H154V119H156L157 120V116L158 115H156V114H158ZM178 113V112H177ZM177 113H176V115H177ZM193 113H195V111L193 112ZM210 113H211V111H210ZM209 113V114H210ZM218 113V112H217ZM220 113V112H219ZM248 113H250V112H248ZM253 113V112H252ZM251 113V114H252ZM257 113V114H258ZM12 114V115H13ZM82 114V115H83ZM90 114H88V116L90 115ZM105 114V113H104ZM115 114V113H114ZM122 114V113H121ZM151 114V113H150ZM197 114V113H196ZM212 114V113H211ZM210 114V115H211ZM226 115L228 114V112H226L225 113ZM237 114V113H236ZM107 115V114H106ZM109 115H111V112H110V114ZM119 116L120 114H116L115 116ZM133 115V114H132ZM140 115V114H139ZM138 115V116H139ZM144 115V114H143ZM142 115V116H143ZM147 115V114H146ZM160 115V114H159ZM191 115H194V114H191ZM198 115H199V113H198ZM202 115V114H201ZM205 115V114H204ZM207 115V114H206ZM205 115V116H206ZM217 115V114H216ZM223 115H224V112H223ZM238 115H239V113H238ZM254 115V114H253ZM252 115V116H253ZM258 115V116H259ZM87 116V115H86ZM114 116V117H115ZM121 116V115H120ZM148 116H149V114H148ZM151 116V115H150ZM188 116H189V113H188ZM203 116V115H202ZM214 116V115H213ZM241 116V117H242ZM251 116V117H252ZM257 116V115H256ZM256 116H255V118H256ZM261 116V115H260ZM80 117H81V115H80ZM83 117V116H82ZM107 117V116H106ZM110 117H112V116H110ZM130 117V116H129ZM133 117V116H132ZM135 117L136 116H134V118H133V121H132V118H128V116L127 117H125L124 116V118H128L129 119V124L130 123H132L131 124V126L133 125V123H134V119H135ZM141 117V116H140ZM170 117V116H169ZM200 117V116H199ZM198 117V118H199ZM217 117H219V116H217ZM220 117H222V115L220 116ZM227 117V116H226ZM254 117V116H253ZM26 118H28V117H26ZM38 118V117H37ZM86 118V117H85ZM118 118H120V117H118ZM144 118V117H143ZM174 118V117H173ZM173 118H172V120H173ZM204 119V117H201V119ZM210 118H211V116H210ZM258 118V117H257ZM260 118V117H259ZM41 119V118H40ZM39 119V120H40ZM87 119V118H86ZM91 119V118H90ZM138 119H140V118H138ZM169 119H171V118H169ZM191 118L189 117L186 121L187 122H184V124H188V121H189V123H191ZM200 119V118H199ZM199 119L197 120V121H199ZM209 119V118H208ZM207 119V120H208ZM213 119V118H212ZM214 119L216 120V116L214 117ZM226 119V118H225ZM228 119V118H227ZM262 119V118H261ZM38 120V121H39ZM84 120V119H83ZM111 120H112V118H111ZM131 120V121H130ZM141 120H143L142 118H141ZM167 120V119H166ZM174 120H175V118H174ZM194 120V119H193ZM196 120V119H195ZM205 120V119H204ZM206 120V121H207ZM218 121H219V119H217ZM224 120V117L222 118V121ZM257 120V119H256ZM115 120H113V122H114ZM171 121V120H170ZM169 121V122H170ZM177 121V120H176ZM218 121H216V122H218ZM108 122V121H107ZM117 122V121H116ZM138 123H140V125H142L141 124V122H140V120L139 121H137ZM154 122V121H153ZM158 122V121H157ZM167 122V121H166ZM168 122V123H169ZM173 122H175V121H173ZM177 122H180V118H179V121H177ZM193 122V121H192ZM205 122V121H204ZM203 122V123H204ZM214 122V121H213ZM245 124H244V123ZM252 122V125H253V129H254V126L256 127V125H254L253 124V122H254V120L253 121H251ZM262 122V121H261ZM261 122H258V120H257V124H259V123H261ZM43 123V122H42ZM126 123H127V121H126ZM138 123H135V125L137 124V126H139V124ZM151 123V122H150ZM156 123V122H155ZM154 123V124H155ZM167 123V124H168ZM195 123H196V121H195ZM201 123V122H200ZM206 123V122H205ZM244 124V125H241V124ZM263 123H264V121H263ZM262 123V124H263ZM28 124H30V123H28ZM27 124V125H28ZM32 124H34V123H32ZM31 124V125H32ZM116 124V123H115ZM153 124V123H152ZM151 124V125H152ZM163 124V123H162ZM172 124V123H171ZM173 124H175V125H177L176 123H173ZM172 124V125H173ZM199 124V123H198ZM250 124V123H249ZM255 124H256V122H255ZM102 125H104V124H102ZM134 125V126H135ZM146 125V124H145ZM148 125H150V124H148ZM147 125V126H148ZM157 125H158V123H157ZM174 125V126H175ZM180 125V124H179ZM179 125H177V126H179ZM182 125V124H181ZM193 125H195V127H197L198 125L197 124H194L193 123ZM192 125V126H193ZM204 125H206V124H203V126ZM226 125V126H227ZM251 125V124H250ZM250 125H248V127L250 126ZM120 126V125H119ZM137 126H135V127H137ZM153 126V125H152ZM162 126V125H161ZM163 126H165V125H163ZM168 126V125H167ZM188 125H186V127H187ZM201 126H202V124H201ZM257 126H259V125H257ZM128 127V126H127ZM126 127V128H127ZM130 127V126H129ZM140 127V126H139ZM155 127V126H154ZM166 127V126H165ZM171 127V126H170ZM169 127V128H170ZM188 127H191V126H188ZM195 127H192V128H195ZM199 127V126H198ZM197 127V128H198ZM205 127V126H204ZM203 127V128H204ZM244 127H241V130H242V128L244 129ZM264 127V126H263ZM263 127H261L262 129H264ZM28 128H30V127H28ZM28 128H26V129H28ZM101 128V127H100ZM112 128V127H111ZM133 128V127H132ZM142 128H143V125H142V127H141V132H143L142 131ZM161 128V127H160ZM159 128V129H160ZM163 129H167V128H164V127H162ZM200 128V127H199ZM250 128V127H249ZM251 128H252V126H251ZM250 128V129H251ZM258 128V127H257ZM256 128V129H257ZM260 128V129H261ZM103 129V128H102ZM123 129V128H122ZM140 129V128H139ZM145 129V128H144ZM162 129V130H163ZM172 129H174V128H172ZM175 129H176V127H175ZM179 129V128H178ZM178 129H176V131H175V133L177 132V131H179ZM183 130H185V128H182ZM210 129V128H209ZM250 129H245V130H248V132H249V130ZM252 129V130H253ZM259 129V130H260ZM261 129V131L260 132H262L263 130ZM15 130V129H14ZM100 130V129H99ZM115 130V129H114ZM113 130V131H114ZM121 130V129H120ZM130 130H132V129H129V131ZM134 130V129H133ZM150 130V129H149ZM155 130H157V129H155ZM187 130H189V129H186V131ZM194 129H192L191 131H193ZM198 130V129H197ZM252 130H250V131H252ZM29 131V130H28ZM32 132H33V130H31ZM30 131V133L31 134H33L32 132ZM102 131V130H101ZM105 131V130H104ZM109 131V130H108ZM111 131V130H110ZM137 131V130H136ZM154 131V130H153ZM173 131V130H172ZM171 131V132H172ZM181 131V130H180ZM185 131V132H186ZM196 131V130H195ZM194 131V132H195ZM9 132V131H8ZM35 132H34V134H35ZM112 132V131H111ZM124 132V131H123ZM122 132V133H123ZM135 132V131H134ZM133 132V133H134ZM148 132V131H147ZM146 132V133H147ZM150 132H152V129H151V131ZM149 132V133H150ZM156 132H159V130H157ZM160 132H161V130H160ZM166 132V131H165ZM170 132V133H171ZM183 132V131H182ZM199 132V131H198ZM206 132V131H205ZM207 132H208V130H207ZM10 133V132H9ZM15 133V132H14ZM20 133V132H19ZM98 133H99V131H96L95 132V135H97L98 136ZM104 133V132H103ZM109 133V132H108ZM126 133V132H125ZM123 134V135H125V136H127L126 134H128V133H126V134ZM140 133V132H139ZM169 133V134H170ZM178 133V132H177ZM180 133V132H179ZM178 133V134H179ZM193 133V132H192ZM191 133V134H192ZM234 133V132H233ZM252 133V132H251ZM255 133V132H254ZM257 133H258V131H257ZM26 134V133H25ZM118 134V133H117ZM130 134V133H129ZM141 134V133H140ZM154 134V133H153ZM157 134V133H156ZM156 134H154V135H156ZM172 134H174V133H172ZM196 134V133H195ZM201 134V133H200ZM259 134V133H258ZM5 135V134H4ZM7 135V134H6ZM18 135V134H17ZM28 135V134H27ZM26 135V136H27ZM37 135V134H36ZM48 135V134H47ZM46 135V136H47ZM85 135V136H86ZM101 135H102V133H101ZM100 135V136H101ZM104 135V134H103ZM106 135V134H105ZM112 135V134H111ZM113 135H114V133H113ZM112 135V136H113ZM118 135H121V134H118ZM136 135V134H135ZM147 135V134H146ZM146 135H145V137H146ZM150 135V134H149ZM161 135V134H160ZM180 135V134H179ZM183 135V134H182ZM185 135V134H184ZM236 135H237V133H236ZM253 135V134H252ZM19 136V135H18ZM20 136H21V134H20ZM20 136H19V138H17V139H13V141H12V146H16V144H18V146H19V148H21L19 151H17V156H16V154L13 156V154H9L10 155V157L11 156H13L14 158V160H13V167H11L12 168V170H11V175H9V176H11L10 177V179L11 180H15V177H16V172L15 171H17L18 170V168H20V167H22V164H23V158L21 157L22 155L24 156L26 153H25V150L27 149L29 152L30 151H35L33 148H31L32 147V141H31V139H33V138H30V137H28L29 139H27V137H25V135H24V137L27 139V140H25L24 141V139L25 138H23V137H21L20 138ZM32 136V135H31ZM35 136V135H34ZM33 136V137H34ZM107 136V135H106ZM151 136V135H150ZM174 135H172V139L174 138L173 137ZM178 136V135H177ZM196 136H198V135H196ZM195 136V137H196ZM232 136V135H231ZM233 136H235V135H233ZM256 136L258 137V135L256 134ZM255 135H254V137H256ZM95 137V136H94ZM119 137V136H118ZM130 137V136H129ZM148 137V136H147ZM153 137V136H152ZM157 137V136H156ZM176 137V136H175ZM180 137V136H179ZM253 137V136H252ZM251 137V138H252ZM36 138H37V136H36ZM35 138V139H36ZM39 138V137H38ZM43 138H44V136H43ZM80 138V137H79ZM126 138V137H125ZM130 138H133V137H130ZM135 138V137H134ZM133 138V139H134ZM137 138V137H136ZM155 138V137H154ZM182 138H183V136H182ZM260 138V137H259ZM138 139V138H137ZM153 139V138H152ZM175 139V138H174ZM255 139H257V138H255ZM4 140H6L5 138L4 139H1L0 140V153H3V150H4V148H5V143L7 142H5ZM38 140V139H37ZM148 140V139H147ZM149 140H151L150 138H149ZM177 140V139H176ZM183 140V139H182ZM203 139L201 138V141H202ZM206 140V139H205ZM204 140V141H205ZM252 140V139H251ZM75 141H76V139H75ZM93 141H94V139H93ZM93 141H91V142H93ZM98 141V140H97ZM139 141V140H138ZM152 141H154V140H152ZM172 141V140H171ZM185 141V140H184ZM187 141V140H186ZM185 141V142H186ZM191 141H193V140H191ZM190 141V142H191ZM196 141V140H195ZM24 142V143H23ZM135 142V143H134ZM173 142V141H172ZM177 142V141H176ZM176 142H175V144H176ZM178 142H181V141H178ZM182 143H183V141H182ZM192 143V142H191ZM195 143V142H194ZM203 143H205V142H203ZM202 143V144H203ZM174 144V143H173ZM178 144V143H177ZM185 144L186 143H183V146H185ZM200 144H201V142H200ZM199 144V145H200ZM182 145V144H181ZM181 145H179V146H181ZM14 146V147H15ZM36 146V145H35ZM35 146H34V148H35ZM178 146V147H179ZM189 146H191V145H189ZM199 147V146H198ZM197 147V148H198ZM202 147V146H201ZM204 148H205V145L203 146ZM215 147V146H214ZM15 148H17V147H15ZM29 148V149H28ZM113 148L115 149V150H113ZM182 148V147H181ZM188 148V147H187ZM192 148H194V147H192ZM200 148V147H199ZM198 148V149H199ZM203 148V149H204ZM36 149V148H35ZM58 149H62L61 151H57ZM109 149H111L112 151H110ZM155 149H158V151L157 150H155ZM171 149V148H170ZM170 149H168V150H170ZM174 149V148H173ZM179 149V148H178ZM197 149V150H198ZM205 149H207V148H205ZM221 150H222V148H220ZM228 149H230V148H228ZM228 149L226 148V150L228 151ZM175 150V149H174ZM173 150V151H174ZM179 150H181V149H179ZM191 150V149H190ZM231 150V149H230ZM230 150H229V152H230ZM41 151V150H40ZM182 151V150H181ZM193 151H196L195 150V148H194V150ZM203 152L205 151V150H202ZM209 151V150H208ZM217 151H218V148H217ZM154 152V153H153ZM179 152V151H178ZM203 152H201L202 154H205V153H203ZM220 152V151H219ZM224 152H225V150H224ZM223 152V150H222V153H224ZM229 152H227L228 153V155L230 154ZM35 153V152H34ZM180 153V152H179ZM195 153H197V152H195ZM206 153H208L207 151H206ZM222 153H220V154H222ZM176 154V155H175ZM198 154V153H197ZM219 154V153H218ZM3 155V154H2ZM5 155H7V157H8V154H6L5 153ZM5 155L3 156V157H5ZM199 155V154H198ZM198 155H196V156H198ZM201 155V154H200ZM205 155H207V154H205ZM224 155H226V153L224 154ZM203 156V155H202ZM219 156V155H218ZM230 156V155H229ZM233 156V155H232ZM232 156H230V159L232 158ZM2 157V156H1ZM25 157H26V155H25ZM32 157V156H31ZM192 157V158H191ZM205 157V156H204ZM223 158H225L224 156H222ZM226 157H227V155H226ZM34 158V157H33ZM200 158V157H199ZM209 158V156H206L205 158H204V160H207ZM219 158V157H218ZM10 159H12V158H10ZM202 159V158H201ZM226 159V158H225ZM229 159V158H228ZM232 159H234V157L232 158ZM4 160V159H3ZM203 160V159H202ZM0 161H1V163H0V167H2L3 166V164L5 163V162H3L2 161V158H0ZM12 163V162H11ZM37 164V163H36ZM161 164H163V165H161ZM198 164H200V163H198ZM134 165H136V166H138V167H140L141 169L143 168V169H151L152 171H157L158 173H166V175H165V177H163V179L164 178H168L167 180V183H164V184H161V185H157V184H155L153 181V179H152V176L151 177H149L148 175H147V171H149V170H147L146 172H145V174H143L142 173V170H140V169H137V172L136 173H134V177L133 178H131V176H129V181H128V178H126V176H125V178H124V180L123 181H121V183L118 181V177L119 176H117V178H116V180L119 182V185H115V187H114V185H112V186H108V184L105 182H103V183H100L99 182V178H102V179H104L105 178V180H106V176H109V174H110V176H111V174H112V172L113 171H115L114 169H115V167H120V169H121V173H124V172H126V174L128 173L127 172V170L128 171H131V172H135V171H133V166ZM160 166H162L161 168H160ZM197 166V165H196ZM200 166H202V165H200ZM211 166H213V165H211ZM210 166V167H211ZM4 167V166H3ZM7 167V166H6ZM5 167V168H6ZM38 167V166H37ZM204 167V166H203ZM205 167H207V165H205ZM205 167H204V169H205ZM74 169H75V171H74ZM203 169V171H205ZM213 169V168H212ZM8 170H10V169H6V171H8ZM135 170V169H134ZM166 170H168V171H170L171 173H172V176H173V174L175 175L174 176V178L176 177L177 179H174L173 180V178H172V185L170 184H168V182L170 181L169 179H170V175H171V173H169L168 171L166 172ZM199 170V169H198ZM216 170V169H215ZM5 171V172H6ZM202 171V170H201ZM116 172V171H115ZM118 172V171H117ZM116 172V173H117ZM120 172V171H119ZM118 172V173H119ZM195 172H198V171H195ZM7 173H9L10 174V172H7ZM6 173V174H7ZM114 173V172H113ZM120 173V174H121ZM130 173V172H129ZM128 173V174H129ZM115 174V173H114ZM125 174V173H124ZM132 175H133V173H131ZM155 174V173H154ZM195 175H196V173H194ZM203 174V173H202ZM201 173L199 174V175H202ZM113 175V174H112ZM116 175H118V174H116ZM123 175V174H122ZM183 175H185V177L183 178V179H185V180H183V181H185V182H182V179L180 178L181 176L183 177ZM109 176V177H110ZM115 176V175H114ZM203 176H205V175H203ZM158 177V176H157ZM156 177V178H157ZM115 178V177H114ZM155 178V177H154ZM205 178V177H204ZM233 178V177H232ZM231 178V179H232ZM101 179V180H102ZM121 178H119V180H120ZM158 179V178H157ZM208 179V178H207ZM114 180V179H113ZM162 179H160L159 181L160 182H162L161 181ZM176 180V181H175ZM200 180V182H203V181H201ZM234 180V179H233ZM106 181H110V180H106ZM165 181V180H164ZM163 181V182H164ZM166 182V181H165ZM171 182V181H170ZM176 182H178V184H176ZM195 182V181H194ZM199 182V183H200ZM204 182H205V180H204ZM20 183V182H19ZM19 183L18 184H15V185H19ZM112 183H113V181H112ZM111 183V184H112ZM156 183H157V180H156ZM174 183V184H173ZM233 183V182H232ZM117 184V183H116ZM121 185H126L124 188H122V189H120V187L119 186H121ZM203 185H205V184H203ZM202 185V186H203ZM117 186V187H116ZM176 186V187H175ZM198 186V185H197ZM7 189V188H6ZM6 189H4V190H6ZM9 189V188H8ZM230 189H232V188H230ZM245 190V189H244ZM18 191L20 192V193H22V195L24 196L23 198H26L25 200H24V203L25 202H27L28 200H32V202H34V203H31V204H29L28 206H26V205H24V204H22L21 202L22 201H20V198L22 197V196H19V193H18ZM215 191V190H214ZM246 191V190H245ZM34 193V194H33ZM224 193V194H223ZM10 194V195H9ZM248 194V193H247ZM250 194V193H249ZM35 195H39V197H37V198H35L36 196ZM250 196V195H249ZM217 198H218V200H217ZM228 199V201H226L225 199ZM22 199V198H21ZM53 199H55V200H53ZM17 201V203L16 204H13V203H15ZM141 201V202H140ZM198 202V203H197ZM218 202H219V204L221 205V208H220V210H217V209H219L218 208ZM253 202L254 201H252V204H253ZM39 203V205H35V204H38ZM195 203H197V204H195ZM231 203H233V205H231ZM255 203H256V201H255ZM215 204H217L218 206H216ZM182 205V204H181ZM257 205H261V206H263L264 207V202H261L260 204H257ZM180 206V207H179ZM259 206H258V209H260L259 208ZM260 206V207H261ZM128 207H132L133 208V210H129L130 208H128ZM206 207H208V209H206ZM220 207V206H219ZM25 208H31V210H29L30 212H34V211H36V213H43L44 215L42 216V215H39V216H42L41 217V221H38V222H34V220H36V218L33 220V216H30V217H28L29 215H27L26 216V213H25ZM183 208V207H182ZM257 208V207H256ZM35 209H37V210H35ZM255 209V208H254ZM262 209V208H261ZM48 210V211H47ZM184 211L186 210V208L185 209H183ZM240 210V211H239ZM245 210V211H244ZM257 210V209H256ZM183 211V212H184ZM215 211H217L218 212V215L217 216H215L214 215V212ZM245 212V213H243V214H240V212ZM47 212V213H46ZM190 212V211H189ZM200 212H202V214H200ZM216 212V213H217ZM236 212V213H235ZM263 212V211H262ZM8 213H11V214H14V216H15V218H13L12 219V217H9L10 216V214H8ZM35 213V212H34ZM6 214H8L7 215V217H5V215ZM189 215V214H188ZM192 215V216H193ZM202 216H203V218H202ZM223 216V217H222ZM224 217L226 218L225 219V221L228 219L229 220V222H226L227 223V226H226V223H224V221H221L222 219H224ZM251 217H253V219H255L254 220V222H253V220L251 221L250 220V218ZM32 218V220L33 221H30V219ZM38 218V217H37ZM204 218L206 219V221L207 222H204ZM17 219H21V220H19V221H21L22 222V224H20L19 226L18 225H16V226H18V227H13V225H15L14 223L16 222V220ZM182 219V218H181ZM184 220V219H183ZM18 221V222H19ZM181 221V220H180ZM30 222V223H29ZM46 222L45 223H43V225L44 224H46ZM20 223V222H19ZM18 223V224H19ZM191 223V222H190ZM3 224V225H4ZM28 224H30V225H32V224H35L34 226H35V229L34 228H32V229H29L28 227H27V225ZM213 224H214V226H213ZM218 225L219 226V229H218V226H215V225ZM29 225V226H30ZM50 225V224H49ZM60 225H58V226H60ZM186 225H188V224H186ZM55 226V225H54ZM57 226V225H56ZM193 226V225H192ZM4 227V226H3ZM45 227H46V225H45ZM122 227L123 228H125L124 229V231H122L121 229H122ZM253 227V226H252ZM8 228H10L9 230H7ZM0 229H3V228H0ZM36 229H37V231H36ZM49 229V228H48ZM54 229V228H53ZM70 229H68V230H70ZM84 230V231H83ZM195 230V229H194ZM193 230V231H194ZM214 230V231H213ZM216 230V231H215ZM20 231H22L23 232V234L22 233H20ZM238 231V230H237ZM83 232V233H82ZM68 233H70V232H68ZM155 233H159V236H156V234ZM190 233V235H188ZM245 233H247L248 235H246ZM258 233V232H257ZM261 233V232H260ZM259 233V234H260ZM73 234V233H72ZM122 234V236L121 237H119V235H121ZM137 234V233H136ZM136 234H135V236H136ZM187 234V235H186ZM205 234V233H204ZM236 234V233H235ZM245 234V235H244ZM259 234L257 235V237L259 236ZM264 234V233H263ZM24 235H26V236H24ZM87 235H83V237L84 236H87ZM228 235V234H227ZM254 235V234H253ZM260 235H262V234H260ZM14 236H17V237H14ZM81 236V235H80ZM79 236V237H80ZM134 236V235H133ZM74 237V236H73ZM88 237V236H87ZM141 237V236H140ZM159 237H163L161 240H160V238ZM85 238V237H84ZM83 238V239H84ZM89 238V237H88ZM87 238V239H88ZM93 238V239H94ZM120 238H122V239H120ZM137 238V237H136ZM139 238V237H138ZM255 238H256V236H255ZM259 238H261V237H259ZM81 239H82V237H81ZM86 239V238H85ZM84 239V240H85ZM134 239V238H133ZM89 240H90V238H89ZM135 240V239H134ZM133 240V241H134ZM140 240V239H139ZM248 240V241H249ZM87 241V240H86ZM91 241V240H90ZM90 241H87L88 243L90 242ZM141 241V240H140ZM247 241V240H246ZM247 241V242H248ZM87 242H85V243H87ZM118 242V241H117ZM135 242V241H134ZM179 242V243H180ZM55 243V244H56ZM92 243V242H91ZM143 243V242H142ZM92 244H94V242L92 243ZM119 244V243H118ZM118 244H116V245H118ZM121 244V243H120ZM58 245V244H57ZM60 245V244H59ZM99 245V246H100ZM123 245V244H122ZM144 246V245H143ZM144 246V247H145ZM182 246V247H183ZM1 247V248H2ZM65 247V246H64ZM122 247V246H121ZM146 247V248H147ZM58 248H59V246H58ZM67 248V250L69 249L68 247H66ZM149 248H148V250H149ZM61 249V248H60ZM64 249V248H63ZM62 249V250H63ZM214 249V248H213ZM2 250H4V249H2ZM57 250V249H56ZM147 250V249H146ZM147 250V251H148ZM210 250V249H209ZM58 251V250H57ZM213 251V250H212ZM65 252V251H64ZM64 252H63V254H64ZM69 252V251H68ZM210 252V251H209ZM213 252H215V251H213ZM212 252V253H213ZM153 253V254H154ZM201 253V252H200ZM144 254V253H143ZM201 254H206L205 252L204 253H201ZM201 254H199L198 252H194V255H192L191 254V256L193 257L191 260H188L189 261V264H212V263H214V264H217L218 263V261L219 260H217V261H215V259L212 257V258H208V259H210V260H205V259H203V258H201L199 255H201ZM209 254V256H207V257H211L210 256V253H208ZM215 254V253H214ZM21 255V254H20ZM156 255H158V254H156ZM212 255V254H211ZM64 256H65V254H64ZM153 256H155V255H153ZM190 256V257H191ZM202 256V255H201ZM215 256V255H214ZM66 257H67V255H66ZM65 257V258H66ZM197 257V258H196ZM152 258H154V257H152ZM158 258V257H157ZM185 258V257H184ZM183 258V259H184ZM215 258H216V256H215ZM161 259V258H160ZM218 259V258H217ZM65 259H63V261H64ZM126 260V259H125ZM156 260V259H155ZM185 260V259H184ZM183 260V261H184ZM62 261V260H61ZM137 261V260H136ZM148 261V260H147ZM150 261V260H149ZM158 261V260H157ZM60 262V261H59ZM58 262V263H59ZM160 262H161V260H160ZM159 262V263H160ZM186 262V261H185ZM217 262V263H216ZM220 262V261H219ZM37 263H39V262H37ZM40 263V264H41ZM57 263V264H58ZM136 264H139V263H137V262H135ZM148 262H146V264H147ZM155 263V262H154ZM157 263V262H156ZM143 264H144V262H143ZM149 264V263H148ZM151 264V263H150ZM153 264V263H152ZM162 264V263H161ZM220 264H221V262H220Z\"/></svg>","mask_w":264,"mask_h":264},{"label":"rangeland","instance_id":"2","mask_svg":"<svg viewBox=\"0 0 264 264\" xmlns=\"http://www.w3.org/2000/svg\"><path fill=\"white\" fill-rule=\"evenodd\" d=\"M17 1L19 2L20 1V3H23V1H27V0H12L11 1V3H9V4H6L3 8H1V10H0V12H1V14H0V17L2 16V19H1V22H0V41H1V46L5 49V50H8V51H10L11 53L10 54H12V58H14L15 60V62H19V60H21V62H19V64H20V66L23 68V71H26L25 72V74L27 73V71H28V73L30 74V77H31V79H32V83H33V81H35V82H40V81H42V83L43 84H45L44 85V87L45 86H47L46 88L47 89H49L51 92H52V94H55L57 97H60L59 95L62 93V92H66V90H67V93L68 92H70V93H73V89H74V86H76V83L78 82V79L76 78V77H78L79 76V84L81 85V86H83V87H86V84H87V80H86V78H91L92 80H90L89 82H91L92 81V83H93V85L92 86H96V83H98V81L96 82V80H94L96 77L97 78H99V79H101L100 81H107V82H109V84H110V86H109V89L111 90V94H110V96L109 95H106V94H108V93H106V92H100L99 94L100 95H97V90L96 91H94L95 89H92L91 91H92V96H89V94H86L85 93V95L84 96H82V98L84 99V101L82 102V106H86V110H80L79 111V108H80V106H78L76 103V99H75V96L73 95V97H71V99L70 100H68V101H66V102H63L62 104L64 105L63 107H65L64 109H63V114L65 115V116H67V115H69V114H72V115H78V118H79V122L78 123H83L85 120H86V122L88 121V119L89 120H92L94 117L93 116H95L94 115V113L96 114L98 111H99V115L100 114H102L101 116H105V118H104V120L100 123V126L98 127L99 129H97L96 128V130H95V132L96 131H99V133H98V136L97 135H95V132H93L92 134H88V135H74L75 137H74V142H76V144L78 143V145L77 146H79V144H80V140L79 139H82L81 137H85V138H87V137H90L89 139L91 140V141H93V139H94V141L93 142H91L90 141V144H94V143H96V142H99V139L100 138H108L109 136H110V138L112 137V138H115V136L117 137V138H122L123 140H127V139H131L132 141H137V142H142L144 139H145V141L146 142H150V143H152V142H157L158 140H159V137H161V136H169L168 137V139H169V145L171 144V145H173V146H176V145H181V146H177V147H169L168 149H170V150H168L167 149V153H175L176 152V154L177 155H179V154H182L184 151H186L187 149V153L186 152H184L183 154L185 155V153H186V155H188V154H190L191 152L193 153L192 155H193V157H196V158H192L191 160H192V162H193V160L195 159V160H199V162L198 163H200V164H198L195 160V167H197V168H195L196 170H194V173H196V175L193 173L192 174V177L194 176V178H196L197 179V174L199 173V171H200V173L202 174V175H199L198 174V179H199V177L200 176H202L203 177V179L201 180V177H200V179L198 180V181H196V180H193V182H192V184H195V183H198L197 185H196V187L198 188V189H200V185H201V188L202 189H204V187H208L210 190H212L213 192H220V191H222V192H224V190L225 191H227L228 193H230L231 192V190L232 191H234V190H239V191H241L242 190V192L243 193H241V194H243L244 195V197L245 198H243V201H246V203H248V205L251 203V209H252V207H253V210L255 211V212H257V211H261V214L263 215L264 214V207L263 206H259V205H257V204H260L261 202H264V129H262L261 127H263L264 126V123H263V121H264V104H261V105H263L262 107H261V105L258 103V104H255V102L256 101H258L259 99L258 98H260L261 96L260 95H257L256 93V90L258 91V89H264V85H261V83L263 84L264 83V80H261V78L262 79H264V72H261V71H264V58H262V61L263 62H259V61H257V57H264V55H263V53H264V49H262V46L264 47V0H224V2H223V0H216V2H215V4H216V8H214V10H213V7L212 8H210V6L209 7H207V6H205L206 7V9H208V10H206V18L207 17H209L212 13H214V14H212V15H214V16H216V21H215V17L214 16H212L211 17V19H207V21H206V18H205V16L203 17L204 19H205V21H204V19H202L201 20V22H202V24H205L204 25V28L206 27H210L211 25V27H214V29L216 30L215 31V33H216V35L217 36H219L220 34H223V35H220L219 37H218V41H221L220 43H221V45L223 44V43H225L227 46H223V48L224 49H226L227 51V53L225 52V51H223L222 53H221V51H220V49L219 48H217V52H215V55L214 56H216L217 58H218V63H219V65H217V66H220L221 64H223L222 66L223 67H217V66H215L213 69H212V72L214 71H217V69L216 68H219L220 69V72L223 74V75H226V76H223L222 74H220V76L221 77H223L222 79L223 80H228V81H231V80H233V77H234V81H236V83L234 82V84L232 83L230 86H228L229 85V83H228V85H227V83L226 84H224L225 86H227L226 88H225V86L223 85L221 88H219L218 86H214V88L212 89L211 87H208L207 85L208 84H210L211 82L212 83H214L216 80H215V78H213V77H207V76H204V77H207V81L206 80H203V82H202V80L200 81V85L202 86V87H207V88H205L207 91L209 90V92L207 93V91L205 90V92L207 93V94H205V92H204V94L203 93H197V91H196V89H195V86H193V84H187V82H184L183 83V79H184V73H183V71H181L180 70V68H179V66H175L174 68V71L175 72H177V73H179V74H177V73H175L174 71L172 72V74H170L171 72H168V74H170V75H168L167 73H166V71H164V69H162V73H164L165 72V74H161V73H159L158 75H153L152 76V74L150 73V74H147V75H145L146 76V78L147 77H151V78H149L148 79V81L151 83V87H152V93H153V95H148L147 94V92H145L146 90L143 88L145 85H143L142 86V83L144 84L145 83V81H144V79H142L143 77L141 76V75H138V74H134V75H131L129 72L130 71H132V67H133V64H131L132 62H130V61H128V62H124V60H125V57H126V54L125 55H121L122 53H120V55H115L114 53L116 52V50L118 51V50H120L121 49V45L123 44L124 45V43H126L125 42V39H127L126 37H128V35H127V32H123L122 33V35H120L119 37H118V39H114L113 38V36L114 35H112L111 36V34H115V33H117V32H120V29L123 27V28H126V26H128L129 24H130V27H132L133 26V24L134 23H138L139 22V24H141L140 25V27L142 26V22H143V19L141 18V16H142V13H141V10H143V7H140V5L139 4H137L136 3V1L134 0V2H132V1H129V2H126L125 3V7H124V13L123 14H120V18H118V19H116L115 18V15H114V12H116V11H118L116 8H114L113 6L114 5H116L117 3L115 2H113V1H110V3H109V1H107V0H73V1H75V3L73 2V4L72 3H70V5H68V3L67 2H65V3H63V4H59L58 2H55V1H53V0H47V1H49V2H51L50 3V6H51V8H52V13H51V10L49 9H47V10H44L45 12H43L42 11V8L44 7V6H46V4L45 3H43V4H41L40 3V1L37 3L36 2V4H35V2L33 1V0H29V1H27V2H25V8L28 10L27 11V13L26 14H24V15H22L21 13L20 14H17V16H14L13 17V19L12 18H8L7 16H6V11H10V12H15V9H18V7L19 6H17ZM34 3H33V2ZM98 1V2H97ZM147 1V2H146ZM151 1V2H150ZM157 1H159V0H145L144 2H145V7H147L148 8V11H149V9L150 8H154V6H152L153 5V3L152 2H157ZM185 0H180V1H178V2H184ZM193 1H197V7L199 6V4H200V2H202V0H193ZM200 1V2H199ZM229 1V2H228ZM231 1V2H230ZM244 1V2H243ZM16 2V3H15ZM55 2V3H54ZM103 2V3H102ZM107 2V3H106ZM210 2H211V0H205V2L203 3L202 2V4H204V5H209L210 4ZM219 2V3H218ZM228 2V3H227ZM15 3V4H14ZM67 3V4H66ZM101 3V4H100ZM134 3V4H133ZM148 3V4H147ZM150 3H152V4H150ZM209 3V4H208ZM224 3H227L226 4V6H228L229 5V7H228V9H227V7L226 6H223V4ZM243 3H244V5H243ZM38 4V5H37ZM56 4V5H55ZM57 4H58V6H57ZM66 6H65V5ZM100 4V5H99ZM113 4V5H112ZM136 4V5H135ZM147 4V5H146ZM150 4V5H149ZM180 4V3H179ZM37 5V6H36ZM43 5V6H42ZM61 5V6H60ZM97 5V6H96ZM108 5H109V7H113V10L110 8V10H108ZM212 5V4H211ZM233 5V6H232ZM40 6V7H39ZM42 6V7H41ZM63 6V7H62ZM108 7L107 9H105L103 12H101L104 8L103 7ZM149 6H150V8H149ZM232 6V7H231ZM243 6H245V8L243 7ZM61 7V8H60ZM96 7H98V8H96ZM134 7H136V8H134ZM140 7V8H139ZM221 7H223L225 10H223V8H221ZM34 8V9H33ZM57 10H56V9ZM59 8V9H58ZM99 8H101V10L99 9ZM230 8V9H229ZM238 8L243 12H241L240 10H238ZM248 10H247V9ZM63 9H64V12H62L63 11ZM66 9V10H65ZM200 9V6H199V8L196 10V13H198V14H200L201 13V9ZM213 10V12H212V10ZM14 10V11H13ZM37 10V12L36 13H38V14H36V13H33V12H35ZM39 10V11H38ZM138 10H140V12L138 11ZM217 11V13H215L216 11ZM228 10H230V11H228ZM233 10V11H232ZM2 11H4L5 12V15H4V12H2ZM33 11V12H32ZM56 11H57V13H56ZM59 11H61V12H59ZM138 11V12H137ZM210 11V12H209ZM220 11V14L218 13ZM224 11V12H223ZM225 11H228V12H225ZM42 12V13H41ZM48 12V13H47ZM50 12V13H49ZM59 12V13H58ZM113 12V13H112ZM135 12V13H134ZM200 12V13H199ZM233 12H234V14H233ZM246 12V13H245ZM44 13V14H43ZM54 13H55V15H54ZM60 13H61V15H62V17H64L63 19H62V17H61V19H60ZM63 13L65 14V15H63ZM208 13V14H207ZM210 13V14H209ZM223 13H225V14H223ZM232 13V14H231ZM41 14V15H40ZM53 14V15H52ZM57 14V15H56ZM101 14H103V15H101ZM128 14H131V15H128ZM235 14H238V15H236L235 16ZM29 15V16H28ZM34 15V19H32V16ZM40 15V16H39ZM49 15H51L52 17H49ZM113 15V16H112ZM141 15V16H140ZM201 15V14H200ZM6 16V17H5ZM21 16V17H20ZM24 16V17H23ZM38 18H37V17ZM53 16H54V18H53ZM59 16V17H58ZM106 16V17H105ZM122 16V17H121ZM135 16V17H134ZM252 16V17H251ZM16 17H18V18H16ZM28 18V20H32V22L30 23V22H27L28 20L26 19V21L24 20V18ZM40 17H42L41 19H40ZM138 17H140V19H142V20H135L136 18L138 19ZM214 17V18H213ZM252 19H251V18ZM6 18H7V20H6ZM37 18V19H36ZM9 19V20H8ZM21 23L22 22V25L21 24H18L19 22H17V20ZM21 19H22V21H21ZM38 19H40V20H38ZM57 19H60V22H62V23H60L59 22V20H57ZM112 19V20H111ZM121 19V20H120ZM35 20H37V21H35ZM104 20H107V21H104ZM109 20V21H108ZM118 20V21H117ZM124 20V21H123ZM217 20H219V21H217ZM58 21V22H57ZM64 21V22H63ZM105 23H104V22ZM119 23V22H121V25H120V29H118L119 28V24L117 25L116 23L117 22ZM132 21H134L133 23H131ZM26 22V23H25ZM99 22V23H98ZM103 23V24H101V23ZM111 22V23H110ZM125 22L126 23H128V24H126V25H123L122 26V24H125ZM205 22V23H204ZM219 24H218V23ZM235 22V23H234ZM11 23V24H10ZM28 23V24H27ZM157 26L158 25H160L159 23H158V21L157 22H154ZM214 23H216V26H215V24ZM235 25H234V24ZM14 24V26H16V27H14L13 26V28H11L12 27V25ZM16 24V25H15ZM99 24V25H98ZM102 27H101V26ZM106 25V26H105ZM111 25V26H110ZM116 25V26H115ZM208 25V26H207ZM217 25H218V27H217ZM17 26H19V27H17ZM96 26V27H95ZM233 26H235V27H233ZM98 27H100V28H98ZM104 27H106V28H104ZM107 27H108V29H107ZM114 29H116V30H114ZM14 28H15V30H14ZM101 28H102V31H101ZM217 28V29H216ZM11 29H13V30H11ZM104 29V30H103ZM219 29L221 30V31H219ZM9 30L11 31L10 33H9ZM99 30V31H98ZM117 30H119V31H117ZM228 30V31H227ZM89 31H91V32H89ZM106 31H107V33H106ZM113 31V33H111ZM15 33V35L14 34H11V33ZM87 32H88V35H87ZM98 32V33H97ZM115 32V33H114ZM217 32H218V34H217ZM99 34V35H96V37L95 36H90L91 34L93 35V34ZM105 33V34H104ZM109 33H111V34H109ZM9 34V35H8ZM19 35V37H18V35ZM101 34V35H100ZM104 34V35H103ZM13 36V38H12V36ZM103 35V36H102ZM10 38H9V37ZM122 36V37H121ZM126 36V37H125ZM18 37V38H17ZM89 37L92 39H89ZM98 37V38H97ZM121 37V38H120ZM86 38V39H85ZM222 38V39H221ZM12 39H14L13 41H12ZM16 39V40H15ZM22 39V40H21ZM111 41H110V40ZM120 39V40H119ZM123 39H124V41H123ZM221 39V40H220ZM18 40V41H17ZM86 40V41H85ZM96 40V41H95ZM113 40H115V41H113ZM88 41V42H87ZM89 41H90V43H89ZM95 41V42H94ZM120 41V42H119ZM4 42V43H3ZM20 42V43H19ZM93 42V43H92ZM97 42V43H96ZM101 42V43H100ZM107 42V43H106ZM121 43V45L119 44V43ZM124 42V43H123ZM86 43H89V45L87 46V44ZM95 43V44H94ZM112 43H114V44H112ZM136 43H137V41H136ZM5 44H6V47H5ZM23 45L22 47H20V46H18V45ZM91 44V45H90ZM104 44H106V45H104ZM109 44H111V45H109ZM117 44V45H116ZM127 44V46H125ZM125 45H124V47H127L128 49H130V47H128L129 46V43H126ZM225 44H223V45H225ZM17 47L15 50H13V48H15V46ZM42 47H41V46ZM47 47H46V46ZM107 45H108V47H107ZM115 45V46H114ZM119 45H120V47H119ZM123 45H122V49L119 51V52H121L122 50H123ZM260 45V46H259ZM38 46V47H37ZM46 47V50H47V48H49L50 47V49H49V52L50 53H48V58H50L49 59V62L47 61L46 63H44V64H42V62H40V60L38 61V60H36L37 58H40V56H38V55H40V54H38V52H39V50L40 49H42L43 47ZM110 46H112V47H110ZM117 46V47H116ZM93 47V48H92ZM96 47V48H95ZM215 47V43L214 44H212L211 46H210V50H212L213 48ZM22 48V49H21ZM39 48V49H38ZM76 50H75V49ZM109 48H111V49H109ZM114 48H115V50H114ZM120 48V49H119ZM126 48V49H127ZM38 49V50H37ZM66 49V50H65ZM251 49V50H250ZM259 49V50H258ZM260 49H262L261 51H260ZM59 50H61V52H64V55H63V57L65 58H62V59H60V58H58V54L60 53V51L58 52ZM114 51L113 52V56L111 55V51ZM253 50H255V51H253ZM20 51V52H19ZM38 51V52H37ZM108 51H110L109 52V55H108ZM219 51V52H218ZM249 51L250 52H252V53H250L249 54ZM262 51H263V53H262ZM12 52H14V53H12ZM15 52H17L18 54H19V56H18V54L17 53H15ZM24 52V53H23ZM94 52V54H92ZM134 52V51H133ZM259 52L260 54H258V55H261V56H258L257 55V53ZM21 53H22V56H23V58H21L22 56H20L21 55ZM75 53V54H74ZM218 53V54H217ZM224 53V54H223ZM262 53V54H261ZM15 54V55H14ZM25 56H24V55ZM49 54H51V55H49ZM55 54V55H54ZM81 54V55H80ZM107 56H106V55ZM223 54V55H222ZM256 54V55H255ZM31 55V56H30ZM33 55V56H32ZM55 56V57H53V56ZM73 55H75V56H73ZM78 55H79V57H78ZM85 57H84V56ZM93 55V56H92ZM105 55V56H104ZM135 56H136V59H137V64H138V61L142 64V66L144 65V67L143 68H146L147 69V71L151 68V70L152 71H157L160 67H159V65L160 64H156L157 63V61H155L154 60V62L152 61L151 63H152V65H157V67L156 68H154L152 65H151V63H150V65H148L145 61L143 62H141V58L140 59H138L139 58V56H137V54L135 53L134 54ZM242 55V56H241ZM251 55L253 56V58L251 57ZM27 56V57H26ZM67 56V57H66ZM69 56V57H68ZM86 56H88V58H90V59H88ZM98 56V57H97ZM111 56V57H110ZM117 56V57H116ZM120 58H119V57ZM16 57H17V59H16ZM18 57H20V58H18ZM24 57H25V59H24ZM33 58L34 59V61L32 60V63L31 62H28V61H31V58ZM35 57V58H34ZM94 57H96L95 59H94ZM113 57H115L114 59H115V61L113 62V59H111V58H113ZM123 57V58H122ZM138 57V58H137ZM202 57H205V56H202ZM51 58H52V60H51ZM58 60H57V59ZM82 60H81V59ZM99 60H98V59ZM104 58V59H103ZM122 58V60H120ZM224 58V59H223ZM23 59V60H22ZM54 59V60H53ZM67 59H69L68 60V63L69 64H67ZM71 59V60H70ZM79 59V60H78ZM85 59V60H84ZM103 59V60H102ZM110 59V62L108 61ZM203 59V58H202ZM222 59V60H221ZM256 59V60H255ZM18 60V61H17ZM25 60H27V64H25ZM51 60V61H50ZM59 60H61V61H59ZM91 60V61H90ZM96 60V61H95ZM117 60H119V62L117 61ZM181 60V59H180ZM213 60V57H211L210 59H209V61H212ZM249 60H250V62H249ZM255 61V62H253V61ZM23 61H24V64H23ZM64 61V62H63ZM79 61V62H78ZM85 61H87V62H85ZM102 61V62H101ZM126 61V60H125ZM187 61V60H186ZM195 61V60H194ZM57 62V63H56ZM61 62H63V63H61ZM89 62H90V66H89ZM92 62V63H91ZM98 62V63H97ZM103 62H104V64H103ZM112 62V63H111ZM166 62H168V60H166ZM189 63H191V64H194V65H196L195 64V62H193V60H189L188 61ZM193 62V63H192ZM257 62H259V63H257ZM34 63V64H33ZM56 63V64H55ZM65 63V64H64ZM74 63H75V65H74ZM87 63V64H86ZM110 63H111V66H110ZM117 63V64H116ZM136 63V62H135ZM253 63V64H252ZM49 64V66H47ZM51 64V65H50ZM85 64V65H84ZM99 64H100V66H99ZM108 66H107V65ZM114 64V65H113ZM146 64V65H145ZM249 64V65H248ZM260 64V65H259ZM30 65V66H29ZM45 67H43V66ZM58 65H60V69H59V66ZM67 65V66H66ZM92 65V66H91ZM136 65V64H135ZM163 65L165 66V63H163ZM253 65H254V68H252L253 67ZM256 65V66H255ZM62 66V67H61ZM64 66H66V67H64ZM74 66V67H73ZM77 66V67H76ZM105 66V67H104ZM111 67V68H106V67ZM141 66V67H142ZM147 66V67H146ZM160 66H162V65H160ZM197 66V65H196ZM257 66H258V68H257ZM47 67V68H46ZM56 67H58V68H56ZM76 67V68H75ZM80 67V68H79ZM148 67H150V68H148ZM199 69H201V70H203L204 69V67L202 68L201 66H197ZM225 67V68H224ZM260 67H261V69H260ZM39 68H41V70L39 69ZM49 68H50V70H49ZM56 68V69H55ZM65 68V69H64ZM76 69V70H74V69ZM99 68H101V69H99ZM104 68V69H103ZM114 68V70H111V69H113ZM131 68V69H130ZM162 68H164L163 66H162ZM223 68H224V70H223ZM255 68L257 69V70H259V71H257V70H255ZM263 68V69H262ZM39 69V70H38ZM47 69V70H46ZM53 69V70H52ZM62 69V71L61 72H59L60 70ZM91 69V70H90ZM107 69V70H106ZM108 69H110V70H108ZM128 69V70H127ZM154 69V70H153ZM157 69V70H156ZM216 69V70H215ZM253 69V70H252ZM0 77H2V78H4V77H6V74H4V72H3V70L0 68ZM32 70V71H31ZM45 70L46 71H48V72H46L45 73ZM56 70H58V72L56 71ZM66 70V71H65ZM83 71V75L81 74L82 73V71ZM104 70H106L107 71V73H106V71H104ZM117 70V71H116ZM179 70V71H178ZM255 70V71H254ZM31 71V72H30ZM36 71V72H35ZM40 71H43V72H41V74H40ZM56 71V72H55ZM69 72V73H65V72ZM74 71H76L75 73H74ZM95 72V73H92V72ZM110 73H109V72ZM126 72L127 73V75L125 76L124 74H117V73H115V72H118V73H122V72ZM129 71V72H128ZM164 71V72H163ZM224 73H223V72ZM256 71H257V73H256ZM52 74H50V73ZM72 72L75 74V76L73 77V74H72ZM79 73V74H76V73ZM99 72V73H98ZM103 72H105V73H103ZM124 72V73H125ZM255 72V73H254ZM259 72H260V74L261 73H263V75L261 76L260 74H259ZM27 73V74H28ZM33 73L35 74V75H33ZM36 73H37V75H36ZM55 73H57L56 75H54ZM60 73V74H59ZM61 73H64V74H61ZM92 73V74H91ZM130 74V76H129V74ZM58 74H59V77H60V79H59V77H58ZM72 75V77H71V75ZM95 76H94V75ZM97 74V75H96ZM99 74V75H98ZM107 74V75H106ZM108 74H110L109 76H108ZM115 74V75H114ZM116 74H117V76H116ZM139 74H140V72H139ZM168 76H167V75ZM173 74H174V76H173ZM254 74H256L255 76H253ZM62 75V76H61ZM64 75V76H63ZM82 75V76H81ZM103 77H102V76ZM121 75V76H120ZM124 75V76H123ZM209 75V74H208ZM33 76H35V77H33ZM38 76H39V79L40 80H38ZM40 76H42V77H40ZM51 76H53V78H51ZM56 76V77H55ZM70 76V77H69ZM94 76V77H93ZM105 76V77H104ZM114 77V80H109L108 81V78L109 77ZM125 77V80L127 81V79H128V81L126 82L125 80H124V78L123 77ZM140 76V77H139ZM156 76L158 77V79H155L156 78ZM160 76H162V77H160ZM165 76H167V77H165ZM173 76V78H170V77H172ZM181 76H182V79H180L181 78ZM230 78H229V77ZM253 76V77H252ZM33 77V78H32ZM45 77V78H44ZM62 77V78H61ZM64 77H66V78H64ZM85 77V78H84ZM101 77V78H100ZM116 77V78H115ZM118 77V78H117ZM130 77H131V79H130ZM136 77V78H135ZM142 77V78H141ZM164 77V79H162ZM180 77V78H179ZM225 77H228V79L227 78H225ZM252 77V78H251ZM260 79H259V78ZM44 78V79H43ZM47 78V79H46ZM70 78V79H69ZM104 78H106V79H104ZM123 78V79H122ZM133 78V79H132ZM139 78H141L140 80H139ZM146 78H145V80H146ZM159 78H160V80H159ZM167 78V79H166ZM176 79V80H173V79ZM225 78V79H224ZM232 78V79H231ZM1 79V78H0ZM34 79H37V80H34ZM54 79V80H53ZM62 79V80H61ZM67 79V80H66ZM72 79V80H71ZM137 79V80H136ZM152 79H153V81H154V83H153V81H152ZM173 81H171V80ZM179 79V80H178ZM214 79V80H213ZM230 79V80H229ZM259 79V80H258ZM46 80H47V82H46ZM59 80H60V82H59ZM70 82H69V81ZM83 80V81H82ZM94 80V81H93ZM121 80V81H120ZM124 80V81H123ZM158 80H159V82H158ZM162 80H164V81H162ZM178 80V81H177ZM180 80H181V82H180ZM259 82H258V81ZM260 80L262 81V82H260ZM4 81H5V79H2V80H0V82H2V83H0V84H2L1 86L3 87H5V85H4ZM58 83H57V82ZM67 81V82H66ZM76 81V82H75ZM111 81V82H110ZM138 81H140V82H138ZM158 82V84H157V82ZM167 81V82H166ZM171 81V82H170ZM174 81H175V85H174ZM214 81V82H213ZM257 81V82H256ZM34 82V83H35ZM64 82V83H63ZM73 82V83H72ZM74 82H75V84H74ZM116 82H117V84H116ZM123 82H125L124 84H123ZM162 82V84H160L159 85V83H161ZM167 84H166V83ZM168 82H170V84L168 83ZM177 82V83H176ZM232 82V81H231ZM230 82V83H231ZM47 83H50V84H47ZM53 83H54V85H53ZM55 83H56V85H55ZM62 83V84H61ZM86 83V84H85ZM95 83V84H94ZM112 83H113V85H114V83H115V85L113 86L112 85ZM121 83V84H120ZM139 83V84H138ZM178 83H180L179 85H178ZM186 83V84H185ZM203 83V84H202ZM207 85H206V84ZM259 83V84H258ZM61 84V85H60ZM64 84V85H63ZM72 84H74V85H72ZM85 84V85H84ZM131 84V85H130ZM135 84V85H138V86H133V85ZM140 84H141V86H140ZM164 84V85H163ZM167 85V87H168V89H166L167 87H166V85ZM183 84V85H182ZM257 84H258V86H257ZM62 86L61 88L59 87V86ZM118 85H119V87H118ZM121 85V86H120ZM123 85V86H122ZM127 85V86H126ZM158 85V86H157ZM177 85V86H176ZM187 85V86H186ZM51 86V87H50ZM58 86V87H57ZM70 86V87H69ZM73 87V89H72V87ZM124 86H126V87H124ZM131 86V87H130ZM155 86H157L156 87V90H154L155 89ZM161 86H163V87H161ZM164 86H165V89H164ZM170 86H172V87H170ZM184 86V87H183ZM190 86V87H189ZM191 86H193V87H191ZM261 86V87H260ZM3 87V88H4ZM50 87V88H49ZM57 87V88H56ZM65 87V88H64ZM119 88V89H117V88ZM131 89H130V88ZM175 87H176V89H175ZM183 87V88H182ZM189 87V88H188ZM260 87V88H259ZM58 88H60V89H58ZM67 88V89H66ZM121 88H123V89H125V91L124 90H122ZM127 88V89H126ZM139 89L140 90V92L142 93V95L143 94H145V95H141V93L139 92V90H137V89ZM143 88V89H142ZM159 88V89H158ZM163 89V91H162V93H161V89ZM178 88V89H177ZM182 90H181V89ZM192 88V89H191ZM223 88H225V89H223ZM237 88H238V90H237ZM241 88V89H240ZM249 88V89H248ZM252 89V91H250L251 89ZM54 89V90H53ZM71 89V90H70ZM114 89V90H113ZM117 89V90H116ZM157 89L158 90H160L159 92H157ZM170 89V90H169ZM173 89H175V90H173ZM184 89V90H183ZM227 89H229V90H227ZM256 89V90H255ZM53 90V91H52ZM58 92H57V91ZM61 90H62V92H61ZM121 90V91H120ZM144 90V91H143ZM164 90H165V92H164ZM191 90V93L189 92L188 93V91H190ZM193 90H195V93L196 94H201V97L203 96V98H204V100H203V98H202V100H200L201 99V97L200 96H198V95H195V93H194V91ZM221 90V91H220ZM224 90H226V92L224 91ZM242 90V91H241ZM113 91H117V92H113ZM119 91V92H118ZM136 91H138L137 93H136ZM155 91L157 92V93H155ZM166 91H167V93H166ZM173 93L174 92V94H171V92ZM179 91H181L182 93H183V95H182V93L181 92H179ZM187 91V92H186ZM220 91V92H219ZM230 91H231V93H230ZM238 91L239 93H240V95H238L239 93L236 92ZM95 92V93H94ZM129 92V93H128ZM222 92V93H221ZM235 92V93H234ZM241 92H242V94H241ZM251 92H253V93H251ZM256 92V93H255ZM103 93V95L104 96H102L101 94ZM106 93V94H105ZM119 93V94H118ZM121 93V94H120ZM125 93V94H124ZM126 93H128L127 95L129 96H127L126 95ZM160 93V94H159ZM163 93H165L164 95H163ZM180 93H181V95H180ZM251 93V94H250ZM115 94V95H114ZM118 94V95H117ZM133 94H134V96L136 97H134L133 96ZM138 94H139V96H138ZM159 94V95H158ZM190 94V95H189ZM236 94V95H235ZM253 94H256L255 96L253 95ZM263 95L262 96H264V92L262 93ZM87 95V96H86ZM97 95V96H96ZM155 95H157L159 98H161V99H157V96H155ZM162 95V96H161ZM166 95V96H165ZM188 95V96H187ZM195 95V96H194ZM209 95V96H208ZM226 95V96H225ZM233 95L234 96H236V97H233ZM238 95V96H237ZM253 95V96H252ZM103 98H102V97ZM107 96V97H106ZM119 96V97H118ZM124 96V98H122V97ZM126 96V97H125ZM143 97V99H142V97ZM144 96H145V98H144ZM149 96H150V98H149ZM169 98H168V97ZM173 96V97H172ZM179 96H182V97H179ZM186 96V97H185ZM192 96H194V97H192ZM197 96V97H196ZM224 96V97H223ZM232 96V97H231ZM242 96H246V97H243V98H246V99H244L243 100V98H242ZM256 96H259L258 98L256 97ZM3 98V96H2V94H0V106L2 107V110H4L5 111V113L6 114H10V113H12V109L14 110V108H13V106H14V104H15V100L17 99L16 98V96L14 95V96H10V97H8L9 99L12 97L13 98V100L12 99H6V98H4L3 100H2V98ZM15 97V98H14ZM93 97H95V98H93ZM99 97V99H96V98H98ZM104 97H105V99L106 98H110V100L109 99H107V100H105L104 99ZM131 97V98H130ZM152 97H153V101H154V103H153V101L151 100L152 99ZM167 97V98H166ZM172 97V98H171ZM178 97V98H177ZM200 97V98H199ZM214 97V98H213ZM225 97H227V98H225ZM237 97H239V98H237ZM249 99H248V98ZM254 98V100H255V102L254 103H252V101H254L253 99H251V98ZM113 98V99H112ZM120 98V99H119ZM180 98V99H179ZM184 98H186L187 99V103H189V104H187V103H185L186 102V99H184ZM190 98L192 99V100H190ZM212 100H211V99ZM217 98V99H216ZM234 98H236V99H234ZM104 99V100H103ZM122 99H124V100H122ZM140 99V100H139ZM144 99H146V100H144ZM155 99V100H154ZM166 99V100H165ZM168 99V100H167ZM171 99V100H170ZM172 99L174 100L173 101V103H171V101H172ZM177 99L179 100L178 102L182 105L183 104V106H180V104L177 102ZM182 99V100H181ZM188 99L190 100V101H188ZM211 100L210 102H209V100ZM214 99V100H213ZM216 99V100H215ZM220 99V100H219ZM226 99V100H225ZM234 101H233V100ZM238 99V100H237ZM241 99V100H240ZM250 101V99H251V102H245V101H248V100ZM256 99H258V100H256ZM261 99V98H260ZM97 102H96V101ZM121 100H122V102H121ZM150 100V101H149ZM158 100V101H157ZM185 102H184V101ZM225 100V101H224ZM228 100L229 101H233V102H228ZM243 100V101H242ZM9 101V102H8ZM15 101V102H14ZM87 101H89L90 103H88ZM99 101V102H98ZM102 101V102H101ZM103 101H105L104 103H103ZM111 101V102H110ZM120 101V102H119ZM123 101H124V103H123ZM136 101V102H135ZM138 101V102H137ZM141 101V102H140ZM162 101V102H161ZM163 101H165V102H163ZM166 101H168V103L166 102ZM169 101H170V103L171 104H169ZM183 101V102H182ZM203 101V102H202ZM220 102V104L221 105H219L218 104V102ZM229 103H227V102ZM8 102V103H7ZM14 102V103H13ZM69 102V103H68ZM92 102V103H91ZM126 102V103H125ZM143 102H144V104H143ZM152 102V103H151ZM175 102V103H174ZM177 102V103H176ZM190 102H192V103H190ZM193 102H195V103H193ZM234 102H237V103H234ZM239 102V103H238ZM240 102L242 103V102H244V104H243V106H240V105H237V104H240ZM64 103H68V105L67 106H69V108L64 104ZM86 103V104H85ZM106 104L107 105V108H106V105H104L105 106V108L108 110H106L105 108H104V106L102 107L101 105H103V104ZM108 103H110L109 104V106H108ZM122 104V107H121V104ZM139 103V104H138ZM149 103V104H148ZM156 103H158V104H156ZM185 103V104H184ZM205 103V104H204ZM89 104V105H88ZM93 105V107H92V105ZM97 104H98V106H97ZM115 104V105H114ZM137 104H138V107H137ZM154 104V106L155 105H158V106H156V107H153L152 105ZM167 104H169V105H167ZM176 105L177 107H174V105ZM179 104V105H178ZM201 104V105H200ZM213 104V105H212ZM217 104V105H216ZM223 104H224V107H222L223 106ZM228 104V105H227ZM234 104V105H233ZM247 104V105H246ZM256 106H255V105ZM11 105H13V106H11ZM111 105V106H110ZM116 105H118V108H117V106ZM123 105H125V106H123ZM126 105H127V107H126ZM146 105H148V106H146ZM165 105V106H164ZM210 105V106H209ZM219 105V106H218ZM232 105V106H231ZM245 105V106H244ZM251 105H253V106H251ZM94 106H97V107H94ZM99 106H100V108L102 109V108H104V109H100L99 108ZM113 106V107H112ZM115 106H116V109H115ZM119 106H120V108H119ZM150 106V107H149ZM163 106V107H162ZM196 106V107H195ZM198 106V107H197ZM199 106H200V110H199ZM201 106L203 107V109L201 108ZM212 106L214 107V109H216V110H214V109H211L212 108ZM221 106V107H220ZM249 106H251V107H249ZM254 106L257 108V106L259 107V108H257V109H255L254 108ZM12 107V108H11ZM79 107V108H78ZM87 107H89V108H87ZM133 107H134V109H133ZM139 107H140V109H139ZM146 107V108H145ZM151 107H153V109L151 108ZM158 107V108H157ZM166 107V108H165ZM195 107V109H193ZM205 107V108H204ZM209 107V109H207ZM231 107V108H230ZM232 107H234V109L232 108ZM241 107V108H240ZM243 107V108H242ZM248 109H246V108ZM253 107V108H252ZM69 110H68V109ZM74 108H75V111H74ZM94 108V109H93ZM95 108H97V109H95ZM110 108H112L111 110H110V112H111V115H109L110 114V112H109V109ZM116 110H114V109ZM123 108H125V109H123ZM130 108V110H128ZM142 108V109H141ZM147 110H145V109ZM151 108V111L149 110V109ZM155 108H156V111H155ZM160 108V109H159ZM164 108V109H163ZM178 108V109H177ZM185 108H187V109H185ZM192 108V109H191ZM197 108V109H196ZM223 108V109H222ZM263 108V109H262ZM9 109V110H8ZM66 109V110H65ZM71 109V110H70ZM93 109V110H92ZM100 109V110H99ZM118 109V110H117ZM138 111L139 110V112H137L136 110ZM183 109H184V112H183ZM204 109H205V111H204ZM221 109H222V111H221ZM226 109V110H225ZM240 109H241V111H240ZM244 109H246L245 111H244ZM250 109V110H249ZM252 109H254V110H252ZM92 112L91 114H90V112ZM92 110V111H91ZM121 110V111H120ZM128 112H127V111ZM198 110V111H197ZM208 112H207V111ZM231 110H233V112H234V116H238L237 118H243V117H245V116H247V121L248 120H250V121H248V122H245V123H247L248 125H250L249 127L251 128V126H252V128L250 129L249 127H248V125H247V128L248 129H250V130H252L253 129V125H252V122L251 121H253L254 120V122H253V124L254 125H256V127L254 126V129L252 130V131H250L249 130V132H248V130H245V129H247V128H245L246 127V125H244L243 123L241 124V125H244V126H241V127H244V129L242 128V130H241V127L239 128L240 130H232L233 132H230V131H227L228 130V126L229 125H227V123H228V121H229V117H228V115H230L231 114ZM260 110V111H259ZM263 110V111H262ZM11 111V112H10ZM72 111V112H71ZM78 111H79V113H81V114H77L78 113ZM82 111H83V113L84 112H87L86 113V115H85V113L83 114L82 113ZM95 111V112H94ZM125 111V112H124ZM136 111V113H137V115L134 113ZM143 113H142V112ZM158 111H159V113H158ZM181 111V112H180ZM189 111V112H188ZM195 111V113H193ZM200 111V112H199ZM203 111V112H202ZM210 111H211V113H210ZM228 112V114L226 115L225 113L226 112ZM237 111V112H236ZM262 111V112H261ZM8 112H10V113H8ZM75 112V113H74ZM115 114H114V113ZM124 112V113H123ZM130 112V113H129ZM133 112V113H132ZM141 112V113H140ZM146 112H149V113H146ZM153 112H155V113H158V114H156V115H158L157 116V120L156 119H154V120H151V121H149V122H147V123H142V121H144V122H146L144 119H146L147 118V120H148V118H154V117H156V116H152V115H155V113H153ZM178 112V113H177ZM207 112V113H206ZM218 112V113H217ZM220 112V113H219ZM223 112H224V115H223ZM248 112H250V113H248ZM253 112V113H252ZM261 112V116L259 115V113ZM14 113V112H13ZM12 113V114H13ZM105 113V114H104ZM112 113H113V115H112ZM122 113V114H121ZM133 115H132V114ZM151 113V114H150ZM153 113V114H152ZM176 113H177V115H176ZM188 113H189V116H188ZM197 113V114H196ZM198 113H199V115H198ZM211 115H210V114ZM237 113V114H236ZM238 113H239V115H238ZM240 113H242V114H245V116L243 115L242 116V114H240ZM252 113V114H251ZM258 113V114H257ZM10 114L9 116H11V117H14L15 116V114ZM83 114V115H82ZM88 114H90L89 116H88ZM107 114V115H106ZM116 114H120L119 116L117 115V116H115ZM140 114V115H139ZM144 114V115H143ZM147 114V115H146ZM148 114H149V116H148ZM160 114V115H159ZM191 114H194V115H191ZM203 116H202V115ZM206 116H205V115ZM217 114V115H216ZM254 114V115H253ZM80 115H81V117H80ZM93 115V116H92ZM139 115V116H138ZM143 115V116H142ZM151 115V116H150ZM214 115V116H213ZM222 115V117H220ZM254 117H253V116ZM257 115V116H256ZM259 115V116H258ZM83 116V117H82ZM107 116V117H106ZM110 116H112V117H110ZM115 116V117H114ZM124 116L125 117H127L128 116V118L130 119V118H132V121H133V118H134V116H136L135 117V119H134V123H133V125L131 126V124L132 123H130L129 124V119L128 118H124ZM130 116V117H129ZM133 116V117H132ZM141 116V117H140ZM170 116V117H169ZM200 116V117H199ZM210 116H211V118H210ZM216 116V120L214 119V117ZM217 116H219V117H217ZM227 116V117H226ZM242 116V117H241ZM252 116V117H251ZM255 116H256V118H255ZM26 117H28V118H26ZM38 117V118H37ZM36 117V119H35V121H30L29 119V116H28V114L27 115H25V124L21 127V128H19V131H18V133H16L17 132V130H18V127H16V126H14L15 124H13V126H12V124L11 125H9V124H6V125H4V126H0V140L1 139H6V140H4L6 143H5V148H4V150H3V153H0V158H2V161L3 162H5L4 164H3V166L2 167H0V195L2 194V193H4L5 191V195H8V193H10V194H14L13 196H16V192L15 191H9L10 190V188L11 187H41V186H43V184H42V181H43V179L45 178V173H44V168H43V166L42 165H40V162H36V157L37 156H40L41 155V152L43 151V149H42V143H43V141L45 140V139H47V140H49V142L51 141V143H53L54 144V146H57V144L55 143V142H57V140H55V137L53 136L54 135V133L52 134V132L51 131H49L47 134L45 133V134H43V136H44V138H43V136H38V133H39V131L41 132L42 130H38V131H34L35 130V128H37V127H40L42 124H47V122H48V118H46V114L45 115H39V116H37ZM87 119H86V118ZM118 117H120V118H118ZM144 117V118H143ZM146 117V118H145ZM175 118V120H174V118ZM191 118V123H189V121H188V124L186 123V124H184V122H187L186 120L188 119V118ZM200 119H199V118ZM201 117H204V119L202 118L201 119ZM224 117V120L222 121V118ZM258 117V118H257ZM260 117V118H259ZM41 118V119H40ZM42 118H43V120L45 121V123H44V121H42ZM91 118V119H90ZM111 118H112V120H111ZM138 118H140V119H138ZM141 118L143 119V120H141ZM169 118H171V119H169ZM172 118H173V120H172ZM179 118H180V122H177V121H179ZM209 118V119H208ZM213 118V119H212ZM226 118V119H225ZM228 118V119H227ZM262 118V119H261ZM40 119V120H39ZM84 119V120H83ZM167 119V120H166ZM194 119V120H193ZM196 119V120H195ZM199 119V121H197ZM208 119V120H207ZM217 119H219V121L217 120ZM258 120V122H261V123H259V124H257V120ZM39 120V121H38ZM113 120H115L114 122H113ZM140 120V122H141V124L143 125V128H142V131L143 132H141L140 130H141V127H142V125H140V123H138L137 121H139ZM171 120V121H170ZM177 120V121H176ZM207 120V121H206ZM83 121V122H82ZM108 121V122H107ZM117 121V122H116ZM126 121H127V123H126ZM131 121V120H130ZM154 121V122H153ZM158 121V122H157ZM167 121V122H166ZM170 121V122H169ZM173 121H175V122H173ZM184 121V122H183ZM193 121V122H192ZM195 121H196V123H195ZM206 123H205V122ZM214 121V122H213ZM216 121H218V122H216ZM43 122V123H42ZM151 122V123H150ZM156 122V123H155ZM169 122V123H168ZM201 122V123H200ZM204 122V123H203ZM255 122H256V124H255ZM28 123H30V124H28ZM32 123H34V124H32ZM116 123V124H115ZM135 123H138L139 124V126H137V124L135 125ZM153 123V124H152ZM155 123V124H154ZM157 123H158V125H157ZM163 123V124H162ZM168 123V124H167ZM173 123H176L177 125H179V126H177V125H175V124H172ZM193 123L194 124H197L198 126V128L197 127H195V125H193ZM199 123V124H198ZM250 123V124H249ZM263 123V124H262ZM28 124V125H27ZM32 124V125H31ZM102 124H104V125H102ZM146 124V125H145ZM148 124H150V125H148ZM153 126H152V125ZM182 124V125H181ZM201 124H202V126H201ZM203 124H206V125H204L203 126ZM120 125V126H119ZM137 126V127H135V126ZM148 125V126H147ZM162 125V126H161ZM163 125H165V126H163ZM168 125V126H167ZM175 125V126H174ZM186 125H188V126H191V127H186ZM193 125V126H192ZM227 125V126H226ZM257 125H259V126H257ZM47 126L48 127H50V126H52L51 124H47ZM128 126V127H127ZM130 126V127H129ZM155 126V127H154ZM171 126V127H170ZM28 127H30V128H28ZM101 127V128H100ZM112 127V128H111ZM127 127V128H126ZM133 127V128H132ZM161 127V128H160ZM162 127H164V128H167V129H163ZM170 127V128H169ZM175 127H176V129H178L179 131H177L176 133H175V131H176V129H175ZM192 127H195V128H192ZM204 127V128H203ZM258 127V128H257ZM16 128H17V130H16ZM26 128H28V129H26ZM103 128V129H102ZM123 128V129H122ZM140 128V129H139ZM145 128V129H144ZM160 128V129H159ZM172 128H174V129H172ZM182 128H185V130H183ZM210 128V129H209ZM257 128V129H256ZM263 130L262 132H260L261 131V129ZM264 128V127H263ZM15 129V130H14ZM115 129V130H114ZM121 129V130H120ZM129 129H132V130H130L129 131ZM134 129V130H133ZM150 129V130H149ZM151 129H152V132H150L151 131ZM155 129H157V130H159V132H156L157 130H155ZM163 129V130H162ZM186 129H189V130H187L186 131ZM192 129H194L193 131H191ZM198 129V130H197ZM260 129V130H259ZM29 130V131H28ZM31 130H33V132L31 131ZM102 130V131H101ZM105 130V131H104ZM109 130V131H108ZM112 132H111V131ZM114 130V131H113ZM137 130V131H136ZM154 130V131H153ZM160 130H161V132H160ZM173 130V131H172ZM196 130V131H195ZM207 130H208V132H207ZM10 133H9V132ZM30 131L33 133V134H31L30 133ZM124 131V132H123ZM135 131V132H134ZM148 131V132H147ZM166 131V132H165ZM172 131V132H171ZM183 131V132H182ZM186 131V132H185ZM195 131V132H194ZM199 131V132H198ZM206 131V132H205ZM257 131H258V133H257ZM15 132V133H14ZM20 132V133H19ZM34 132H35V134H34ZM104 132V133H103ZM109 132V133H108ZM123 132V133H122ZM128 133V134H126V133ZM134 132V133H133ZM141 134H140V133ZM147 132V133H146ZM150 132V133H149ZM171 132V133H170ZM193 132V133H192ZM252 132V133H251ZM255 132V133H254ZM26 133V134H25ZM101 133H102V135H101ZM113 133H114V135H113ZM121 134V135H118V134ZM126 134L127 136H125V135H123V134ZM130 133V134H129ZM156 134V135H154V134ZM170 133V134H169ZM172 133H174V134H172ZM192 133V134H191ZM196 133V134H195ZM201 133V134H200ZM236 133H237V135H236ZM5 134V135H4ZM7 134V135H6ZM20 136V134H21V136H20V138L21 137H23V138H25V137H27V139H29L28 137H30V138H33V139H31V141L33 142L32 144V147L31 148H33L35 151H28L27 149L25 150V155H26V157H25V155L23 156H21L22 158H23V164H22V167H20V168H18V170L17 171H15L16 172V177H15V180H11L10 179V177L11 176H9V175H11V170H12V168L11 167H13V158L15 157L14 155L16 154V156H17V151H19L21 148H19V146H18V144H16V146L15 147H17V148H15L14 146H12V141H13V139L15 140V139H17V138H19V136ZM28 134V135H27ZM37 134V135H36ZM104 134V135H103ZM107 136H106V135ZM113 136H112V135ZM136 134V135H135ZM147 134V135H146ZM151 136H150V135ZM161 134V135H160ZM183 134V135H182ZM185 134V135H184ZM253 134V135H252ZM256 134L258 135V137L256 136ZM24 135H25V137H24ZM27 135V136H26ZM32 135V136H31ZM35 135V136H34ZM47 135V136H46ZM101 135V136H100ZM143 135H144V139L143 140H141L142 138L141 137H143ZM145 135H146V137H145ZM172 135H174L173 137L175 138H173L172 139ZM178 135V136H177ZM196 135H198V136H196ZM232 135V136H231ZM233 135H235V136H233ZM254 135L256 136V137H254ZM34 136V137H33ZM36 136H37V138H36ZM95 136V137H94ZM119 136V137H118ZM135 137L134 139L133 138H130V137ZM148 136V137H147ZM153 136V137H152ZM157 136V137H156ZM159 136V137H158ZM176 136V137H175ZM180 136V137H179ZM182 136H183V138H182ZM196 136V137H195ZM253 136V137H252ZM39 137V138H38ZM80 137V138H79ZM100 137V138H99ZM126 137V138H125ZM138 139H137V138ZM155 137V138H154ZM252 137V138H251ZM260 137V138H259ZM13 138V139H12ZM36 138V139H35ZM99 138V139H98ZM149 138L151 139V140H149ZM153 138V139H152ZM201 138L203 139L202 141H201ZM255 138H257V139H255ZM26 138L24 139V141L25 140H27ZM38 139V140H37ZM75 139H76V141H75ZM148 139V140H147ZM158 139V140H157ZM177 139V140H176ZM183 139V140H182ZM206 139V140H205ZM252 139V140H251ZM98 140V141H97ZM139 140V141H138ZM152 140H154V141H152ZM173 142H172V141ZM186 142H185V141ZM191 140H193V141H191ZM196 140V141H195ZM205 140V141H204ZM96 141V142H95ZM135 141V142H136ZM177 141V142H176ZM178 141H181V142H178ZM182 141H183V143H186L185 144V146H183V143H182ZM192 143H191V142ZM11 142V143H10ZM134 142V143H135ZM175 142H176V144H175ZM195 142V143H194ZM200 142H201V144H200ZM203 142H205V143H203ZM24 143V142H23ZM174 143V144H173ZM178 143V144H177ZM203 143V144H202ZM200 144V145H199ZM36 145V146H35ZM189 145H191V146H189ZM205 145V148H207V149H205L203 146ZM34 146H35V148H34ZM200 148H199V147ZM202 146V147H201ZM215 146V147H214ZM182 147V148H181ZM188 147V148H187ZM192 147H194L195 148V150L196 151H193L194 150V148H192ZM199 149H198V148ZM175 150H174V149ZM181 149V150H179V149ZM204 148V149H203ZM217 148H218V151H217ZM220 148H222V150H223V152H224V150H225V152L224 153H222V150L220 149ZM226 148L228 149V148H230V149H228V151L226 150ZM29 149V148H28ZM185 149V150H184ZM191 149V150H190ZM198 149V150H197ZM41 150V151H40ZM62 149H58L57 151H61ZM110 151H112L111 149H109ZM113 150H115L114 148H113ZM155 150H157L158 151V149H155ZM174 150V151H173ZM184 150V151H183ZM202 150H205L204 152L202 151ZM209 150V151H208ZM229 150H230V152H229ZM172 151V152H171ZM180 153H179V152ZM206 151L208 152V153H206ZM220 151V152H219ZM35 152V153H34ZM195 152H197V153H195ZM201 152H203V153H205V154H207V155H205V154H202ZM227 152H229L230 154V156H232V158L234 157V159H230V156L228 155V153ZM5 153L6 154H8V157H7V155H5ZM154 153V152H153ZM219 153V154H218ZM220 153H222V154H220ZM226 153V155H227V157H226V155H224ZM3 154V155H2ZM9 154H13V156H11L10 157V155ZM175 154V155H176ZM201 154V155H200ZM5 155V157H3ZM196 155H198V156H196ZM203 155V156H202ZM219 155V156H218ZM2 156V157H1ZM32 156V157H31ZM36 156V157H35ZM206 156H209V158L207 159V160H204V158ZM222 156H224L225 158H223ZM34 157V158H33ZM200 157V158H199ZM219 157V158H218ZM10 158H12V159H10ZM203 160H202V159ZM229 158V159H228ZM4 159V160H3ZM12 162V163H11ZM0 163H1V161H0ZM37 163V164H36ZM161 165H163V164H161ZM197 165V166H196ZM200 165H202V166H200ZM205 165H207V167H205ZM211 165H213V166H211ZM7 166V167H6ZM38 166V167H37ZM205 167V169H204V167ZM211 166V167H210ZM6 167V168H5ZM162 166H160V168H161ZM213 168V169H212ZM6 169H10V170H8V171H6ZM135 169V170H134ZM137 169H140V170H142V173L143 174H145V172L147 171V170H149V169H141L140 167H138V166H136V165H134L133 166V171H135V172H131V171H128L127 170V172L129 173H127L126 174V172H124V173H121V169H120V167H115V171L117 172H115V171H113L112 172V174H111V176H110V174H109V176H106L107 178H106V180L108 179V180H110V181H106L105 180V178L104 179H102V178H99L100 180H99V182L100 183H107L108 184V186H112V185H119V182L121 183V181H123L124 180V178H125V176H126V178H128V181H129V176H131V178H133L134 177V173H136L137 172ZM199 169V170H198ZM203 169L205 170V171H203ZM216 169V170H215ZM202 170V171H201ZM6 171V172H5ZM74 171H75V169H74ZM168 170H166V172H167ZM195 171H198V172H195ZM7 172H10V174L9 173H7ZM169 173H171L170 171H168ZM7 173V174H6ZM121 173V174H120ZM131 173H133V175L131 174ZM147 173V175L149 176V177H151L152 176V179L154 180L153 182L155 183V184H157V185H161V184H164V183H167V179L168 178H164L163 179V177H165V175H166V173L164 174L163 172L162 173H158L157 171L155 172V171H152L151 169L149 170V171H147L146 172ZM155 173V174H154ZM116 174H118V175H116ZM123 174V175H122ZM115 175V176H114ZM129 175V176H128ZM203 175H205V176H203ZM117 176H119L118 178H117ZM158 176V177H157ZM171 177H170V181L168 182V184L170 185H172V178H173V180L174 179H177L176 177L174 178V174H173V176H172V173H171V175H170ZM115 177V178H114ZM155 177V178H154ZM158 179H157V178ZM185 177V175H183V177L181 176L180 178L182 179V182H185V181H183V180H185V179H183ZM205 177V178H204ZM233 177V178H232ZM116 178L118 179V181L116 180ZM119 178H121L120 180H119ZM208 178V179H207ZM232 178V179H231ZM102 179V180H101ZM114 179V180H113ZM160 179H162L161 181L162 182H160L159 180ZM234 179V180H233ZM42 180V181H41ZM156 180H157V183H156ZM166 182H165V181ZM200 180L201 181H203V182H200ZM204 180H205V182H204ZM112 181H113V183H112ZM164 181V182H163ZM176 181V180H175ZM195 181V182H194ZM20 182V183H19ZM200 182V183H199ZM233 182V183H232ZM19 183V185H15V184H18ZM112 183V184H111ZM117 183V184H116ZM174 184V183H173ZM176 184H178V182H176ZM200 184V185H199ZM203 184H205V185H203ZM115 185H114V187H115ZM203 185V186H202ZM123 186V187H122ZM126 185H121V186H119L120 187V189H122V188H124ZM117 187V186H116ZM122 187V188H121ZM176 187V186H175ZM7 188V189H6ZM9 188V189H8ZM230 188H232V189H230ZM233 188H234V190H233ZM4 189H6V190H4ZM246 191H245V190ZM215 190V191H214ZM230 191V192H229ZM216 192V193H217ZM18 193H19V196H22L21 198H20V201H22L21 203L22 204H24V205H26V206H28L29 204H31V203H34V202H32V200H28L27 202H25L24 203V200L26 199V198H23L24 196L22 195V193H20L19 191H18ZM248 193V194H247ZM250 193V194H249ZM9 194V195H10ZM34 194V193H33ZM224 194V193H223ZM250 195V196H249ZM36 197L35 198H37V197H39V195L37 196V195H35ZM53 200H55V199H53ZM217 200H218V198H217ZM226 201H228V199L226 198L225 199ZM252 201H254L253 202V204H252ZM255 201H256V203H255ZM141 202V201H140ZM17 203V201L15 202V203H13V204H16ZM198 203V202H197ZM197 203H195V204H197ZM182 204V205H181ZM221 204V203H220ZM219 204V202H218V205L220 206H218L217 204H215L216 206H218V208L219 209H217V210H220V208H221V205ZM35 205H39V203L38 204H35ZM180 206V209L182 210V211H180L182 214L181 215H179V216H181V217H179V222L180 223H182V225L184 224V227H187V228H189L190 230H192V233H197L196 234V236H197V238L196 237H193L192 236V238H190V240H192L193 238L194 239H196L193 243H191L189 246H187V247H184L182 244H181V240H176V241H173L174 243H170L164 250H163V252H160V253H154V252H152V254L150 253V251H151V249L149 248V247H147V246H145V241L146 240H144L145 239V237L143 236V235H140L138 232H136V233H133V232H130V230L128 231V236H127V234H126V236H124V237H122V238H125V237H127L126 239H128V240H126L125 242H120L121 240H117L115 243L113 242V243H108V242H105L104 243V245H100V244H95V238H94V236H92V234H90V233H88V235H87V233L85 234V231H84V233H83V235H87L89 238H90V240H89V238L87 237V236H84L83 237V235L82 234H77V233H75V232H71V229L70 228H68V229H70V230H68L67 228H65L63 225H60L59 224V222L58 221H55L54 223H50L49 221H45V220H43V221H41V217L44 215L43 213H36V211H34V212H30L29 210H31V208H25L24 210H25V213H26V216L27 215H29L28 217H30V216H33L32 218H33V220L36 218V220H34V222H38V221H41L40 222V224H41V227L43 228V229H45V228H47V230H51L50 232H52V233H54V232H58V231H60L61 229L63 230V233H62V237H61V242H59V243H54L53 245H55V247L53 248V250H54V253H56V255H57V257H59L61 254V256L63 257L61 260H59L57 263L58 264H136L135 262H137V263H139V264H143V262H144V264H146V262H148L149 264L151 263H153V264H189V261L188 260H191L193 257L191 256V254L192 255H194V252H198L199 254H201V253H206V254H201V255H199L201 258H203V259H205V260H207L208 258H214L215 259V261H217V260H219L220 262H221V264H264V232H262L263 230L262 229H259V230H262V231H257L254 227V224L251 226V230H252V233L254 234H252L250 237H251V239L249 240V239H240V234L241 233H239V230L242 228L241 226H238L236 223H230V224H228V226H227V223L226 222H229V220L227 219L226 221H225V217H224V219H222L221 221H224V223H226V226L228 227L227 228V230H226V233H218V234H214V235H211V232H210V227H212V224L208 227L207 226V228L206 229H208V231H206V232H204V228H202L199 224H200V222H199V220L196 218L197 216H195V215H193L194 213L191 211V209L190 208H187V207H185V203H180L179 204ZM231 205H233V203H231ZM258 206H259V208L260 209H258ZM183 207V208H182ZM257 207V208H256ZM128 208H130L129 210H133V208L132 207H128ZM186 208V210L184 211L183 209H185ZM255 208V209H254ZM262 208V209H261ZM206 209H208V207H206ZM257 209V210H256ZM35 210H37V209H35ZM48 211V210H47ZM184 211V212H183ZM190 211V212H189ZM240 211V210H239ZM245 211V210H244ZM263 211V212H262ZM217 211H215L214 212V215L215 216H217L218 215V212L216 213ZM47 213V212H46ZM193 213V214H192ZM236 213V212H235ZM243 213H245V212H240V214H243ZM8 214H10V216L9 217H12V219L13 218H15V216H14V214H11V213H8ZM8 214H6L5 215V217H7V215ZM189 214V215H188ZM200 214H202V212H200ZM39 215H42V216H39ZM193 215V216H192ZM38 217V218H37ZM223 217V216H222ZM32 218L30 219V221H33L32 220ZM182 218V219H181ZM202 218H203V216H202ZM184 219V220H183ZM253 220V222H254V220L255 219H253V217H251L250 218V220ZM263 219H264V215H263ZM19 220H21V219H17L16 220V222L14 223L15 225H13V227H18L20 224H22V220L21 221H19ZM38 220V221H37ZM181 220V221H180ZM251 220V221H252ZM20 223H19V222ZM46 222V224H44L43 225V223H45ZM191 222V223H190ZM204 222H207L206 221V219L204 218ZM19 223V224H18ZM30 223V222H29ZM4 224V223H3ZM3 224H1L2 226H0V228H3V229H0V233L2 234V233H4L3 232V230L6 228V226H7V223H5L4 225ZM50 224V225H49ZM186 224H188V225H186ZM16 225H18V226H16ZM30 224H28L27 225V227L29 228V229H32V228H34L35 229V224H32V225H30ZM45 225H46V227H45ZM55 225V226H54ZM57 225V226H56ZM58 225H60V226H58ZM193 225V226H192ZM4 226V227H3ZM213 226H214V224H213ZM215 226H218L217 224L215 225ZM32 227V228H31ZM49 228V229H48ZM54 228V229H53ZM10 228H8L7 230H9ZM124 229L125 228H123L122 227V231H124ZM195 229V230H194ZM218 229H219V226H218ZM46 230V229H45ZM44 231L43 233H42V235L43 234H45V233H50L49 231ZM194 230V231H193ZM238 230V231H237ZM5 231V230H4ZM36 231H37V229H36ZM214 231V230H213ZM216 231V230H215ZM68 232H70V233H68ZM258 232V233H257ZM261 232V233H260ZM20 233H22L23 234V232L22 231H20ZM73 233V234H72ZM205 233V234H204ZM236 233V234H235ZM262 234V235H260V234ZM135 234H136V236H135ZM156 234V236H159V233H155ZM228 234V235H227ZM246 235H248L247 233H245ZM244 234V235H245ZM259 234V236L257 237V235ZM134 235V236H133ZM187 235V234H186ZM188 235H190V233L188 234ZM242 235V234H241ZM24 236H26V235H24ZM74 236V237H73ZM80 236V237H79ZM122 236V234L121 235H119V237H121ZM141 236V237H140ZM255 236H256V238H255ZM14 237H17V236H14ZM81 237H82V239H81ZM137 237V238H136ZM139 237V238H138ZM259 237H261V238H259ZM85 240H84V239ZM88 238V239H87ZM94 238V239H93ZM122 238H120V239H122ZM135 240H134V239ZM160 238V240L163 238V237H159ZM141 241H140V240ZM90 241L89 243L87 242V241ZM135 242H134V241ZM248 242H247V241ZM85 242H87V243H85ZM94 242V244H92V243ZM143 242V243H142ZM180 242V243H179ZM119 243V244H118ZM121 243V244H120ZM58 244V245H57ZM60 244V245H59ZM116 244H118V245H116ZM123 244V245H122ZM100 245V246H99ZM145 247H144V246ZM58 246H59V248H58ZM65 246V247H64ZM122 246V247H121ZM183 246V247H182ZM2 246H0V264H40L41 263V261H35V259H27V258H25L24 256H22V255H24V254H22V253H17V251L15 250V249H11V250H9V249H6V248H4V247H2ZM66 247H68L69 249L67 250V248ZM147 247V248H146ZM61 248V249H60ZM64 248V249H63ZM148 248H149V250H148ZM214 248V249H213ZM2 249H4V250H2ZM58 251H57V250ZM63 249V250H62ZM148 251H147V250ZM210 249V250H209ZM215 251V252H213V251ZM56 251V252H55ZM65 251V252H64ZM69 251V252H68ZM210 251V252H209ZM63 252H64V254H65V256H64V254H63ZM201 252V253H200ZM213 252V253H212ZM144 253V254H143ZM154 253V254H153ZM208 253H210V256L211 257H207V256H209V254ZM215 253V254H214ZM21 254V255H20ZM156 254H158V255H156ZM212 254V255H211ZM66 255H67V257H66ZM153 255H155V256H153ZM216 256V258H215V256ZM60 256V257H61ZM191 256V257H190ZM66 257V258H65ZM152 257H154V258H152ZM158 257V258H157ZM185 257V258H184ZM161 258V259H160ZM185 260H184V259ZM197 258V257H196ZM218 258V259H217ZM63 259H65L64 261H63ZM126 259V260H125ZM156 259V260H155ZM137 260V261H136ZM148 260V261H147ZM150 260V261H149ZM158 260V261H157ZM160 260H161V262H160ZM184 260V261H183ZM208 260H210V259H208ZM186 261V262H185ZM218 261V263L217 264H220V262ZM37 262H39V263H37ZM155 262V263H154ZM157 262V263H156ZM160 262V263H159ZM56 263V264H57ZM147 263V264H148ZM42 264V263H41ZM212 264H214V263H212Z\"/></svg>","mask_w":264,"mask_h":264}]
</instances>
